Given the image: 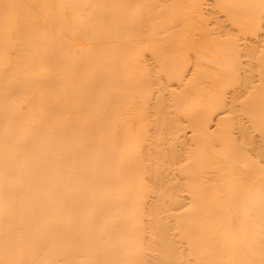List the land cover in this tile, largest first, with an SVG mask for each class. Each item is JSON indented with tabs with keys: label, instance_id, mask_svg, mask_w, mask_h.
<instances>
[{
	"label": "bare ground",
	"instance_id": "obj_1",
	"mask_svg": "<svg viewBox=\"0 0 264 264\" xmlns=\"http://www.w3.org/2000/svg\"><path fill=\"white\" fill-rule=\"evenodd\" d=\"M141 1L143 0H41L40 3L44 5L45 4L49 5V3H52V4L62 3L66 6L73 7V9L76 8L75 10H78V11L81 8L82 9L86 8L87 10L90 8L88 10V13L89 11L93 13V11L96 10V9L91 10L92 5H95L96 7L98 5L100 8L101 4L99 5L98 3L105 4L103 9H102L103 6H101L100 10L102 11L98 9L99 13L102 12L100 13L99 19L97 18L99 16L95 15L97 13L92 15L93 17L95 16L94 17L96 18L95 20L101 19L102 24L104 22L105 24L108 25V26L104 24L102 25L103 28H106V32H105V29L104 30L102 29V32H101L103 33L104 31L102 35L105 41L101 40L102 36L99 35L96 31L94 32L97 33V36L95 33H93V31H91L92 27H94L95 25L91 27L90 24L88 23H91V21H93L94 19L93 17L91 18V13H89L90 15L87 12L84 13L86 9L83 11L80 10V12L77 11L78 13H81V16L78 13L75 15H72L73 21H75L76 17L78 18L79 16L83 19L82 20L81 18H78L77 23L75 21L74 24L76 23V25H79L80 22H83L84 24L81 23L82 25L80 26H76V25L73 26V30L75 28V30L77 31V32H74V35H77L76 38L78 41L76 40V43L80 46V48L78 47L77 49L78 52H76L78 54H75L76 56L73 57V61L69 60L71 62H67L68 59L63 56L65 45H61V43H57L53 47H50L48 45L46 47V51L50 53L49 55H44L43 52L42 54L41 52H39L40 45H37V44H40L41 39L37 36L38 30L36 29L35 25H38V26L40 25L45 28H49L50 26L53 25L52 24L53 19L40 17L41 18V21H40V20H37L38 17L34 14L26 16L25 13L30 9V6H31V4L28 3L26 0H0V7L7 6L6 12L0 10V24H8L9 17L14 14H16L17 19H18V23H16L12 34L8 36V38L16 41L17 43L36 42L35 47H33L34 49H32V52H31L32 54L29 52V49L27 48L25 49L26 51L28 50L26 53L22 48H17V50L16 51L13 50V52L16 53L19 59H22L25 54L27 55L31 54L30 55L31 61H29V65H32V66L37 65V64L44 65L45 63H47L48 64L47 67L51 66L54 69L53 72H56L53 75L50 74L52 72L51 71L52 68L50 70V73H46L47 72L46 70L43 72L44 70L43 67L46 68V65L45 66L41 65L42 67L37 66L40 69L43 68V70L41 71L38 68L35 71L29 72L30 73L29 79L30 80L34 79V81H32L34 83L36 81V84H34V87L32 89H35L38 91L36 95H32V99H31L32 104L30 103V106H34V103L35 104L46 103L44 107L42 106L41 108H38V109H32V108L27 109L25 107L28 111L26 110L23 111L24 108H22V110L21 109L19 110V106L13 107V109L12 107L7 109L6 106L4 105V100H5L4 93L0 92V142L9 143L10 141L14 140V142L19 147V149L15 148L14 150H7V151L1 150L0 151V168H4L3 171L0 173V185L2 184L5 178L9 180H13L17 184V186L15 187L3 188L0 190V207L11 205V207L7 208V210L0 211V221H1V224H0V264H14L15 262L19 264H45L44 261L46 257L49 258V264L56 263L55 260L52 258L54 251L47 247L46 241L48 239L54 240L56 243V251L59 253L60 248L64 244V242L71 243V240L74 237L73 235L76 234L75 233V222L80 220L79 218H81V215L76 214L78 211L80 212V209L78 208V210H75L74 206L72 207L71 205V203L76 200L72 197L71 198L68 197L71 194L70 195L68 193L66 194L63 188H60L64 178L67 177L65 174L63 177V180H60L61 178L59 179L58 175H59V170L61 169L60 166L66 167V164L70 161L72 162V160H75V158H78L79 160H81L79 161L81 164L82 160L86 162L87 159H89L91 156H92L91 159H89L90 160L89 162L90 163L92 162L91 165L85 166L84 165L85 162H84L80 175L85 176L87 173L89 174L90 172L91 175H87V176H91V179H90L91 181L88 182L91 184V186H89L90 184H88L87 186L92 188V192L90 191L89 197L87 195L88 198L82 197L83 200L81 199V201L85 202V199L87 198L86 200L88 202L87 201L86 202L89 203V205L93 204L92 208L94 207L93 210L95 211V213L92 210L94 213V214L92 213V215L94 216L95 215L97 216L98 213H101V214L103 213V215H108V214L110 215V212L114 214L113 216H115V217H112V214H111L110 216H108L109 220H107L108 217L106 219V216H104L105 219L103 218L105 221L107 220L106 223H108V231L106 230L107 234L105 232L103 233H105L106 239L108 238L107 240L110 241V243L112 244L110 245L108 244L109 242L108 243L105 242L106 245L104 246V248L106 247V251L101 253L102 251L99 250L100 252H98L97 250L98 248L97 249L95 248L98 245L97 243H100L99 240H102V239H99L100 237L94 238L92 236H88L87 240L80 241L81 248H84L86 250L88 247H90L91 249L94 246L93 251H96L95 254L97 255V253H100L98 254L97 257H95L96 255L93 253V255H95L94 256L95 258L93 257V259H91L93 260V264H100V263L147 264L150 260H148V257H147L149 255H145V253L147 251H150L151 248L152 250L150 254L152 252L156 253L155 250H157L160 244L164 245V246L160 245L162 252L160 253V250H157V252H159L157 255L155 254L154 256L150 255L151 257L153 256V258H152V263L151 262L149 263L155 264L154 262L155 260H157V263L159 264H184L183 261H186V259L185 260L183 259V257H185L183 253L185 251H182V254H183V256L181 257L182 263H180V258L176 260L177 259L176 255H174L175 251L178 254L179 252L181 253V250L179 251L178 249L179 251L178 252L176 249V247L178 248L180 245H182L180 244L176 246V244L180 242L179 241L180 236L178 235H181V238L185 242V245H182V246H186L185 248L187 249V251L185 253L189 254L188 256H191L190 255L191 253L193 256V258L189 257L190 264L193 262L191 261V259L194 260L195 264H264V0H168L166 1L167 4H165L166 2L163 3L164 0H158V2L160 1L158 5L160 6L164 4V6H160V7L155 6L156 8L155 7L152 8L151 7L152 5L151 6L148 5L149 7H151L149 8V10H147L148 8L147 9L144 8L146 6L144 7L141 6L142 5ZM139 2H141V4ZM137 3L140 4L139 7L145 10L141 11L139 7H138L139 9L135 8L134 5H137ZM156 3H157V0H155V3L153 4H156ZM169 3H171L173 6L171 4L169 5ZM89 4L91 6H89ZM143 4H146V3L143 2ZM95 6H92V7H95ZM167 6L168 7L170 6L169 8L171 9L173 8L172 12H175V13H176V10L174 9V7L175 8L178 7L180 11L182 6L183 7L187 6L188 8H185V9L182 8V9L184 11L187 9L185 11V15L188 10L189 11L192 10L193 14L192 12H189V11L188 13H190L191 15L187 13L189 15L188 17L190 18V21L187 16L184 17L183 16L184 14H180L181 12H179L178 10L177 11L179 12V14L178 12L176 15H172L173 13L170 15L169 13V15L173 16V18L170 17L167 13L168 19L167 17L163 19L164 17L162 18V15L161 13H159V11L166 10ZM133 7H134V11L137 9L136 12H138V10H140L141 12L137 14H135L136 12L133 13V11H130L132 10L131 8ZM104 9L107 11H104ZM201 9L204 10V11L202 10L204 14H202ZM217 9L220 10L219 11V14L221 13L220 15L216 14V12L218 13ZM184 11L182 13H184ZM82 13H84V15L88 14L89 17L88 15L84 17ZM158 13L161 15L160 18L163 19L162 23L160 22L161 25L163 24V21L167 19L169 21L172 20L171 21L172 24H170L169 21L165 22V24L168 23L170 25V28L174 26V28L170 30H168L169 28L167 25L163 27L164 29H166V26H167L166 30L168 32L164 33L165 35L168 34L169 31L171 34H173V36L170 33H169L170 35L168 34L171 37L170 40H168L169 38H167V36L165 37V35L163 34L164 36L163 38H167V40L165 39L166 40L165 42L169 41L167 42V44L163 42L162 37L160 38L158 36L159 29L162 28V26L158 24L160 20L157 22L158 25L156 24L157 27L155 25H152V23H154L155 21L152 22L151 20L156 19L157 17L155 15ZM165 13H162V14H165ZM40 15L46 16L47 14L41 13ZM221 15L222 17H220ZM179 16L180 17L182 16L183 19L180 18ZM186 17L188 18V20ZM194 17H195V20H194ZM79 19H81V21H79ZM84 19L87 20L86 23ZM69 20H70L69 18L66 19L65 24L68 23ZM95 20L94 22H96ZM147 20L149 22H152V23H149L152 25V27H149V25L147 24L148 22ZM180 20H182L181 25H183L186 22V20L192 23L186 22L185 23L186 25L189 23L187 27L185 25L184 28H182L183 29L182 31L180 30V32H177L175 30L180 29L182 27L181 25H180L181 27H179V25H176L177 22ZM193 21L196 22V24ZM144 22L146 24H144ZM178 24H180V22H178ZM91 25H93V23H91ZM110 25H112L111 31L107 30V27L109 28ZM145 25H147L149 29L146 28ZM175 25L178 28L175 27ZM89 26L91 29L90 28L88 29ZM158 26H159V29H158ZM164 29L161 31H164ZM88 30H90L93 34L91 37L89 36L91 33L90 31L88 32ZM92 30H94V28ZM172 30L174 33L172 32ZM126 31H130V33L128 32L126 33ZM132 32L134 36L133 38L129 36L131 38L130 39L128 35L129 34L131 35ZM182 32L186 36L180 38L181 35L183 34ZM98 35L101 36L99 39H98L99 37ZM125 36L126 38L128 37L127 40ZM135 36H137V38ZM156 36L159 38V39L157 38L158 40L155 38ZM4 38L5 36L3 37L2 33L0 32V39H1L0 45L2 44V41H4ZM73 39H74V36H73ZM82 39L84 40V43H85V40L88 41L86 42V45L84 46H83L84 43H81V45L79 44ZM155 40L160 41V42H157ZM88 43L92 45V46L90 45L91 47L90 46L89 47L90 48L93 47V49H90L88 47L89 45ZM105 43H107L108 46L107 45L105 46L104 45ZM144 44H146V47L144 46ZM100 45H102V48L104 45L105 46L104 49H106L107 47L110 49L111 47L110 51L106 50V52L108 53V55L107 53L106 55L108 56L109 60H105L107 59L106 58L107 56L105 54L104 55L106 57L103 56L104 59L101 58L104 50L100 48L101 47ZM140 46H142L143 48L141 47L140 49L141 51L139 50V53H138L137 48H140ZM82 47H84L85 50L87 49V51L83 49L82 51L81 50ZM132 47L133 48L136 47L135 49L136 52L134 50L133 54L135 55L136 53H138L140 56L136 55L137 57L139 56L141 58L140 52H142V49L144 50L146 48V50H144L146 52H142V54L144 53V56H145V53L149 51L148 57H150L151 60H153L152 58H157L158 60L165 59L164 62L165 61L167 62L165 65L166 67L164 66L165 68H163L165 70H163L162 68L161 69L164 72H167V74L169 73V77L171 76V74H172L171 77H173V75L177 74L180 71V70L178 71L177 67H180L183 63L188 62V65L190 64L189 67L187 64L185 65L187 66L186 68V70L188 71L187 75L183 76L180 72L178 74L182 75L183 76V77L181 76L182 78L181 77L178 78L179 75L178 76L175 75L177 77L176 79H179V80L176 81V84L173 82V84H175L176 86L172 84L173 88L174 87L175 88L169 90L171 92L169 96L172 95L171 99L174 98V101L176 102L174 103V101L171 100V102L173 101L174 103L173 105L177 104L180 108V106L182 107L184 104L188 105V103H191L192 99H193L192 102H196L195 99L199 98L198 99L199 101L203 100L204 103L210 102L211 105L213 104L216 105L217 103L220 102L219 111H221V108L223 109L221 112L218 111L219 113L216 111V113L218 114H215L216 116L214 117L213 116L214 112L211 108V112H213V114L211 113V116H213L214 118H212L210 115L205 114L206 112H204L202 109V111L204 112V115L209 116L208 118L211 117L210 119H207L206 116L203 115V112L201 115L200 109L197 110L199 106L196 105L197 109L194 110L195 105H193L194 106L193 108L194 111H193V110H190L192 109V107L189 109V107L187 108V105H186L183 108H186L187 110H183L181 108V111L182 110L185 111V114L187 111V113L189 112L190 114L188 113L184 116L183 111H182L181 118L183 119L185 117L187 119V117L191 116L187 120L189 122L185 120V125L187 123L186 125L187 127H189L190 125L191 126L189 128H187L185 125H182V126L183 128L186 127L184 128L185 130L186 129L190 130L192 127L193 131L197 130V132L200 133L201 135L203 134L201 133V131L204 130L202 129L204 126H205L204 128L206 131H208L209 128L210 130L213 131L211 132L209 130L211 134H213L215 130H219L220 132L223 130L221 134L219 133L220 136H222L220 139H223V137H225L224 139L226 140V137H227V140L226 141L224 140V142L222 141L221 143H218L221 140H215V142L218 141L216 142L218 143L217 144L218 148H216L214 147L215 145L213 144L215 143L213 140L214 138L213 135H212L213 138H211L212 140L209 138L210 135L207 136L208 142H211V141L213 142V143L211 142L209 145L206 142L207 137H204L205 139L203 137L199 138L201 136L200 134H199L200 136L197 135L199 137L195 136V139H194L193 136L195 134H198L196 131L193 133V131L191 132L190 130L192 134L187 135L189 136V138L193 137V139L190 138L191 140L186 139L185 138L186 136L183 135L182 133V135L185 136L183 137V139L185 138L186 140L190 141L189 142L190 144L195 143V144H192L193 147H195L194 145L197 146L198 144V149L197 147L193 148L196 154L193 151L190 152L192 148L191 149L189 148L190 149L189 153H191V158H193V161L191 158H189L190 160L188 162V160L186 161V159L184 158L182 162L186 161V163L187 162L188 163L187 164L184 163L183 165L179 164L181 163V161L179 160L183 159L181 157L182 156L181 154L184 155L185 152H188V151H187V148H184L186 149L184 151L183 145L185 144L182 145L181 141H180L181 143H179V147L181 145L182 148L180 149H182L184 152L180 151V154L177 153V150L179 152L178 146H177V150H174L176 147H174L173 145L175 144L176 146V143H177V141L175 142L174 140H173V145H172L174 149L170 148V151L171 149L174 150L173 152H171V154L173 153L175 155L176 153L177 155H180V156H176V155L175 156L177 158L181 157V159H176L174 155H173L174 157H170L171 154L169 152V149H167V147L165 151H163L164 149L161 150V148L169 144L166 142L164 143V141H167V142H170V141H168L167 139H164L166 137H163L164 141L162 140L163 141L162 142L160 140L161 142L159 141L160 142L159 144V142H156L157 140L153 138L154 136L151 133L152 131L150 132L149 130L147 132L145 129L152 128V126L150 125V121L152 119V115L149 114L151 113L150 111L154 109V107H156L155 108L156 111L155 109L154 111L157 113V109H159L160 111L158 110V113H161L162 111H164L163 109L166 108L165 105H163L164 104L163 101L165 100L162 101L163 104L161 103L159 105L157 103H159L158 101L159 97L162 99V97L159 95L160 94L163 95V91L168 89L169 85H167V88L164 89L166 85H164V87L162 88V86H160L161 84L159 85L157 81L155 82L156 77L155 79L153 77L152 78L153 83L155 84L157 83L158 88L159 89L162 88L160 89L161 91L163 89L164 90L161 92L158 88H154V90H152L153 87L148 88V86L152 82L151 78H149L152 76L148 77V75L151 74L152 72L146 73V71L149 69V67L148 69H146V65H148L147 64L148 62L145 63L146 65H144V67L142 65L143 69L144 68L146 69V71L145 69L142 71L140 67H141V64L144 63V61L143 59L140 60V58L136 59V56H134L136 60L134 58L132 59L134 62H136V65L134 63L130 64V62H132L131 58L133 57L131 53L133 51L130 50ZM147 47L149 48L147 49ZM98 48H100L103 51L101 52L97 51L99 50ZM126 49H129L128 51L130 52H128ZM9 50H7V53L9 52ZM126 51L128 54H130L129 55L130 59L128 58V60H131V61L127 60ZM0 56H1V53H0ZM145 57L144 58L147 59V56ZM110 60L112 62H110ZM181 60L182 61L184 60V62H182L180 65L179 63L181 62ZM52 62H55V63L52 64ZM105 62H108L109 64H107L106 66ZM49 63H51V65ZM86 64H88L89 66L88 65L86 66ZM91 64L92 65L94 64V65L92 66ZM111 64L112 66L114 65L113 70L111 68L112 66H110ZM0 65H2L3 67H8L7 64L5 63H0ZM84 65H85V69L83 67ZM101 65L104 66L105 70H107L106 67L110 66L108 68L110 71L112 70L111 72L108 70L109 72L104 71L102 73L106 75L107 77L111 76L112 78H114L116 77V73L118 77L122 72L124 73V71H126L124 73L125 76L123 75L124 77L121 76L120 78L121 79L127 78V79L119 81L120 79L118 78L119 79L118 80L116 77V79L119 81L118 82L119 86L120 84H122V82H125L126 80L128 82V78L130 74H127L128 76H126V73L129 72L130 70L127 71L128 70L127 67H129L127 65H131V67L133 65L132 67L133 69L137 68L142 71L140 72V70H138L137 72V70H134L135 74L136 72L138 74L140 72L141 75L142 73L144 75L146 74L144 78L146 77L147 78L146 80L142 79L143 80L142 82L139 79L141 76L140 74H139L140 75L139 77H138V74L136 75L133 74V76L138 77L137 79L135 77L131 78L130 76L131 80L134 78L138 81L139 79L138 81L139 84L141 82V84L143 83L146 84V85L144 84L145 87L147 86L145 88L143 87L144 85L141 87L138 84V86L141 87L140 88L141 90L143 88L145 89L144 94H142L143 97L141 96V99H140V96L137 97V95H141L139 94L141 90L138 92L136 91V87H135L137 85L136 80L135 81L132 80L134 81L133 82L134 84L132 83V81H129L135 86H132L129 82L127 84V85H130L128 86L129 88L131 86L135 88L134 90L131 87L129 91L127 90L128 87L126 83L122 84V86L124 85L125 88L127 87L126 91H129V92H125V88L123 87L124 89L123 92L125 94L129 93L131 94L129 96L137 97V98L134 97L136 98L134 99L135 100L134 102L133 101L130 102V98H129V101L127 102L128 103L130 102L129 104H132L133 106L127 103L129 105V106L126 105L127 107L131 106V108L133 109V107L136 108V106H138L137 103H141L142 106L145 105L143 106L144 108H150L149 104H153V103L155 104V106L154 104L153 106L151 105L152 107L150 108V110L142 108L141 105L139 104L140 106H138L137 108L138 111L145 110V112L141 113L139 111L138 114L140 115L138 116L137 114H135V112H137L135 111V109H134L135 112L132 111L134 112V115L136 116V120H138L139 123L137 121L135 123L134 121L135 116L131 113V111H129L130 109H128L127 107L125 108L126 101H123V98H120L119 96L120 95L119 90L122 91L123 89L121 87H120L121 89L117 87L118 86L116 85L117 80L115 82L116 84L114 83L115 81L114 79L112 82L114 83V86L116 85L118 89L111 90V88H113L112 86L113 83L109 82L112 87H108V88L104 86L102 87L103 81L106 80V77H104L105 80H102L101 91L102 92L104 91L102 94L105 93L107 97L100 93V88L99 87L97 88V84L99 85L98 76L99 78H101L100 75H102V74L99 75L100 72H98ZM98 66L100 67L98 68ZM124 66H126V70ZM134 66H137V67H134ZM185 66H184V69H185ZM3 67L0 68L1 69L0 71L4 70ZM62 67L64 68L69 67V71L67 70L68 72L63 73L64 70L66 71L67 69L66 68L61 72ZM175 67L177 69H175ZM181 67L179 69H181ZM102 68L103 67H101V69ZM90 69L92 71H90ZM174 69L178 72L175 71L176 72L175 73ZM184 69L182 70L186 72V70ZM210 69L212 72H210L209 74L208 70L210 71ZM162 70H159L158 72L156 71L157 74L159 75L160 71ZM213 71L215 72V75H212L214 74ZM86 72L89 77L88 79L84 78L85 76L84 74ZM118 72H121V73L119 74ZM130 73L132 74L133 72L131 71ZM204 73H206V75H204ZM87 74H86V77H87ZM167 74L165 73L164 76L163 74H160V75H162L164 78ZM68 75L71 76V78L73 76V78L70 80V82L68 81L66 82V86H65L66 91L64 93V91L58 90L57 84L59 80H65L66 78H68L66 77ZM158 75H157V79H158ZM112 78L111 79L108 78V79L112 80ZM101 79H103V77ZM108 79L106 80V83L110 81ZM164 79L166 80V81L164 80L165 84L172 83V82L170 83L169 81H167L169 80V78L168 79L164 78ZM171 79H174V78H171ZM192 79L193 81H191ZM189 80L191 83L189 82ZM197 80L198 81L200 80V81L194 82ZM153 83H151V86ZM198 83H199V86H198ZM38 84H40V86ZM35 85H38L36 86L37 88H35ZM26 86H29V85L23 86V84L21 83H18V82L11 83V82L5 81L2 78H0V91L6 90L7 91L6 93L10 94V96L11 94L22 92L26 88ZM30 86H31V83H30ZM68 87L70 89L72 88L71 89V91H73L72 93L71 92L69 93L70 89L68 91ZM214 87H216L215 90L213 89L214 91H212L214 93H211L210 90L206 91V88H214ZM29 88L30 87H27V90ZM55 88H57V91H58L57 93L53 92V89ZM104 88L106 89L104 90ZM176 88L178 90H176ZM150 89L152 91H155L156 89V91L158 90L161 93L157 91L158 94L159 93L160 94L153 95ZM137 90H139V88H137ZM174 90L178 92H174ZM134 91H136L138 94H135L136 92ZM66 92H68L67 93L68 96ZM73 93L76 94V97L78 96L77 101L80 100L81 103L82 101H84L86 105L84 104V102L83 104L85 106L79 102H78V106L73 105V103H75L76 101L74 98L75 94ZM124 93L122 94V97L123 95H125ZM62 94H63V97L65 98L63 103L61 102L62 100L60 97ZM103 96L106 97L107 99L104 100ZM101 98H102V102H100L101 104H100V108L98 109V111L94 110L96 108H93V111H92L91 103H93L94 101L98 102V100L99 99L101 100ZM138 98L140 101L138 100L139 102L137 101V103H135ZM95 102L94 104H96ZM122 102H124V104ZM133 103H135V106ZM161 105L162 107L164 106L162 109L160 108ZM170 105L172 106L171 103ZM210 106L208 109H210ZM123 107H124V110L122 111L125 115L129 114V115L134 116V117H130L129 122L133 120L134 121L133 123H135L134 124L135 126L134 125L131 126L133 124L132 122H131V125H129L130 123L127 124L128 121H126V119L129 118V115L127 116L128 118L125 116L126 119H123L122 116L124 115L122 114V111H120ZM203 108L205 107L203 106ZM208 109L206 111H208ZM215 109L216 107L214 108V110ZM237 109L242 112L241 113L239 111L241 114H243L244 120L245 121L247 120L248 125H245L247 124L246 122L245 123L242 122L244 120H242L241 117L240 119H235L237 117L235 115H234L235 116L234 119L237 120L236 122L238 124L235 123L233 118L229 119L228 115L230 116V114L234 111H237ZM63 110H65L66 113L69 115L71 113L72 117L76 115L75 116L76 118L73 117L72 120L71 118H69L71 123L72 121L74 122L73 123L74 125H72L70 122L65 123L66 121L60 122L59 119L53 116L55 113H57V115H60L59 113L60 112L62 113ZM125 110L127 112L129 111L131 114L126 113ZM83 111L84 113L88 111V113L81 114ZM154 111L152 110L153 113H155ZM165 111H167V109H165ZM165 111L162 112L161 115L157 114L160 116L155 115V119H159L160 117L161 118L159 119L160 121H162V119L165 120L166 118L165 116L164 118H162L163 113L166 115ZM190 111H192V114L194 112L193 114L194 116L191 115ZM195 111H198L200 115ZM119 112H121L120 114L122 115L121 116L119 114L120 115L119 118L122 117L121 119L123 120L120 121L119 119L117 122L116 121L118 119L117 113ZM177 112L180 113V109ZM240 113L238 116H240ZM85 115H88L90 119L89 118L86 119L87 116L85 117ZM149 115L151 118L150 120H149ZM9 116L17 118V120L12 124L2 125L3 117L7 118ZM202 116H204L208 122L207 121L205 122L204 121L205 118H203ZM22 117H25V120L23 121L18 120L19 118H22ZM200 117L202 118V121H200L201 120ZM64 118H65L64 120H66L67 117H64ZM197 118L198 119L200 118L199 121L202 123L203 122L206 123V125L204 123H203L204 126H202V124L200 125ZM83 119L84 121L87 120V122L86 121L83 122ZM155 119H154V122L152 120V123L156 122L157 126L156 125L154 126V124H152L153 128L151 130H153L154 134L157 135L158 133H155V132L156 130L158 131V129L156 130L154 129L158 127L160 129L158 132H161L162 128H160V125L158 126V124L163 125L162 123L163 121L160 123V121L158 120L155 121ZM225 119H227V121ZM75 120H78V122H75ZM223 120L228 124L230 120L231 121L233 120L234 122L232 121L231 123H234L235 125L236 124L237 125L234 127L233 126L234 124L232 125L230 123L231 128L226 129L229 127V125L227 124L228 127L225 128L226 130H224L223 127L220 128V126L218 125L220 122H221L220 123L221 125L223 123ZM145 122L148 124H146ZM169 122L167 124V127L171 128L172 131L174 132L176 130L175 133H177V131L182 129V126H180L181 129L177 130L178 129L177 127L174 130L172 126H169L170 125ZM137 123L138 124L141 123V125H138ZM143 123L146 124L147 126H145ZM181 123L182 122H180V125ZM226 123L222 125L225 127ZM10 125L14 126L17 132L23 133L24 138L19 139V140L13 139L12 136H14L15 134L7 129V128H10ZM143 125L146 128L143 127L141 129ZM148 126L149 128H147ZM216 126H219L220 129ZM134 127L135 128L137 127V128L134 129ZM139 127L140 129H138ZM214 127H216V129H211ZM72 128L75 130V132L73 131L71 132V130H73ZM171 129L169 130L172 133ZM184 129L180 132H185ZM251 130H254L255 133L253 131L252 133H250ZM70 132L72 133V136ZM174 132L172 134H174ZM217 132L215 131V133ZM231 132H233L232 133L233 135H230ZM234 132H236L237 134ZM164 133H162V136L165 135ZM222 133L224 134L222 135ZM204 135L206 136L205 132L203 136ZM74 136H75V140L73 139ZM151 136L153 139H151ZM158 136L159 134L157 135V137ZM162 136H159V137L162 138ZM165 136H167V134ZM217 136L218 134L215 136L216 137L215 139H217ZM100 137H103V138L101 139ZM176 138L178 139V134ZM197 139H198V143L193 141V140L197 141ZM82 140H84L83 146L82 144H79L81 143ZM71 141L73 143H71ZM61 142H63V145L61 146L63 150L62 152L59 151L61 148L57 150L58 148L55 149V148L50 147V145L52 144L58 145ZM162 143H164V145ZM72 144H74V147L72 146ZM77 144L79 145V148H77L78 147ZM186 144L188 145V143ZM206 144H208L209 146L205 150L204 147H206ZM192 145L190 147H192ZM213 147L216 149H214ZM196 149L197 150L202 149L204 153L206 151L205 154H207L208 156L213 152L212 156L214 158L218 156L220 161H217L218 159L217 160L215 159L217 163L214 162L216 163L214 165H216V167L219 165L217 168L221 169V172L218 173L219 169L217 170V168L214 170L215 166L212 165L211 163V165L214 166L213 168L210 166L211 170H214V171L210 173V171L207 170L208 168L207 165L205 166L204 164V162L208 160L206 159V157L208 156L205 157L204 156L205 154L203 155L202 150L201 151L199 150L200 151L199 152V151H196ZM166 151L169 153H165ZM163 152H164V155L170 154L168 155L170 159L169 157H167L166 159L163 158L164 161L165 160H169V161H167V163L165 164L164 161L161 160L164 164L160 162L162 167H157L156 166L157 164H159L160 166V163L157 160L158 158L160 160V156L162 157ZM197 152L199 154L202 153L203 156L200 154L201 160H204L201 157H205L206 160L203 161V164L201 160L198 159L199 154H197ZM192 153L197 155L198 161H196L197 159L195 158L194 155H192ZM186 154L187 155H184V156H186V158L188 159L187 156L189 154L188 153ZM57 155H60L61 157L59 158L60 161L58 160L60 163L56 162L57 158H55V161H53V158L57 157ZM39 157H42V158H39ZM171 158L175 159V160L173 159L174 162L173 160H171ZM214 158L211 159L212 160L211 162H213ZM177 160L179 162H177ZM194 161L197 163L195 164ZM199 162H201L200 164L202 165H200ZM220 162L222 163V166L220 165ZM189 163L193 164L191 165L190 168H189L190 165H188ZM85 164H88V162H86ZM184 165L188 166V168L185 167ZM76 166L78 167L79 165H76ZM147 167L148 169L146 170ZM222 169L224 170L222 171ZM145 170L147 171V173ZM72 172L70 173L69 171L70 174H72ZM222 172L223 173L225 172V173L223 174ZM74 173L76 172L74 171ZM143 173H145L144 174L146 175L145 177ZM180 173L182 175H180ZM36 176L39 178V183L37 180V182H34L35 184H32L31 181L33 179L36 181V178H37ZM176 176L180 179L182 178L183 181L186 182V183L184 182L185 185L186 184L188 185L189 183L191 185H188L186 189L185 188L186 186L184 187V184L181 183L182 182L181 180L179 182L181 183L182 187H180V184H178L179 186L175 190V186L173 185V183L177 180ZM69 178L70 177H68V180L67 178L65 180L69 181ZM80 178H83V177L81 176ZM89 178L90 177H86L85 181L86 180L89 181ZM56 179H59L61 182L59 180L57 181H59L61 184H58ZM172 179L175 180L173 183H171L173 181ZM48 180L52 181L53 186L51 185L50 182L49 184H47ZM165 180L166 182H164ZM145 181H149V182H146L147 187L146 185H144ZM163 182L166 183L167 185L164 184L165 185L164 186L162 184ZM148 183L152 186H150ZM171 184L173 185V187L170 186ZM175 184H177V182ZM58 185H59V188L57 187ZM62 185L65 186L66 184L64 183ZM161 185L163 186L161 187ZM143 186L145 188H143ZM44 188L45 190L47 188L51 193L50 194L44 193L43 195L42 193L39 194L40 191L38 190H43ZM50 189H52V191ZM184 189H186L185 193H184ZM86 190H88V188H86ZM80 193L82 192H79L78 196L81 195ZM72 196L74 197V195ZM78 196H76V199H78L77 198ZM56 198L57 200H59L58 201L59 204H57V202H52L53 200H51V199L56 200ZM25 200H26V203H25ZM90 200L92 201V203ZM180 200L181 202L178 204V201ZM79 201H80V197H79ZM126 201L127 203L130 201L129 203L132 204L130 211H129L130 206L127 203H126L127 206H129L127 207L128 211L125 210ZM161 202H164L163 203L164 205L161 204L162 205L161 206L160 205ZM166 204L167 205L170 204L168 206L169 208L168 207L165 208ZM171 204H175L174 206L176 207H174L173 205L172 207ZM159 205L160 207L158 208ZM79 206H81V204ZM184 207L185 209L182 210V208ZM133 208H135V210ZM74 210L77 212L75 213ZM132 210H134L133 215H135L133 217H132ZM187 210L189 211L187 212ZM136 211L137 213H135ZM185 211L187 212L186 215L187 216L190 215V216L188 217L186 216L185 218L184 216ZM146 213L148 214L147 218H150L149 221L151 225L149 223H146L148 219L147 221H145ZM137 214L138 216L141 215L145 220L142 217L137 218ZM143 214L145 215L143 216ZM53 215H55V217L57 218L54 221V225L52 222V225L54 227L53 226H51L52 228H49L50 226L44 227V223H46V221L48 220L46 216L52 217ZM70 215H77L76 216L77 218L76 217L74 218L76 220L74 224H72L73 221L71 222L72 225L66 223L67 219L65 220L66 216H70ZM99 215L98 217H100ZM78 216L80 217L78 218ZM51 217H49V219ZM91 217L90 219L91 220L93 219V221L89 223L91 225L90 227H93L92 225L94 224L95 226H97V223L100 224L99 222L102 221V220H99V222L96 220L94 221V218H91ZM116 217L118 221H116L117 220ZM135 217L137 219H135ZM58 218L59 219L62 218L63 220L62 219L58 220ZM138 219H139V222H138ZM113 221L115 223H113ZM140 221L142 224H140ZM171 222L174 223V226L171 224ZM65 223L66 225L68 224L67 226L69 225L74 226V228L72 227L74 229V232H72L73 229L71 227L69 228L67 227L70 230L72 229L71 231L68 230L70 232H67L66 231L67 228L65 229ZM102 223H105V222L104 221L101 222V225L99 226L103 227V228L100 227L101 229H105L104 225H107V224L102 225ZM143 223H145V225L149 224L150 226L148 225V227L152 226L155 231L153 230L152 227L149 229H152L153 233L154 232L157 233L156 234L157 236H155V234L153 236L156 237V239L158 238L159 241L158 240H153V241H157V243L160 241L162 242V243L160 242L159 245L156 242H152L154 246L150 245L151 247L149 246L150 248L148 247L149 250L147 249V251L145 249L147 247L145 246H148L147 244L150 243L149 239L151 241L152 240L151 238H154V237H151L152 234H151V231L149 230L148 231L150 233H145L147 232L145 229H148V228L146 225V227L144 226L145 228L144 229ZM50 225H51V222H50ZM170 225H172L173 228H175V226L176 228L177 226L180 227L179 228L180 234L178 233L174 234L175 236L176 235L178 236V237L176 236V239H178V242H175V240L173 239L174 235L172 234L174 230H175V233L177 232L176 228L174 230L171 229L172 235L168 234L170 233L169 231H171L170 228H172L170 227ZM20 228H22L23 231L25 232L19 237L12 236L13 231L19 230ZM33 228H39L41 230L43 229L44 234L43 232L41 233L38 232V234L36 235H30V232H28V230L30 231V229H33ZM100 228H98V230ZM142 229H144L145 234L141 232L143 231ZM156 230L158 232H156ZM99 232L100 231H98L97 235L102 236L103 233L102 232L99 233ZM126 232H134V233H132L131 238L130 236H128L129 237L128 238L127 237L128 234L126 235ZM143 235H148V236L144 238L145 236ZM168 236H170L168 239H173L174 240L173 242L176 243L175 246L173 247L174 249L172 248L173 242H171V240L168 241L167 239ZM147 238L148 240H145V242L148 241V243H146L145 245L143 243L144 242L143 240ZM141 243L145 245L143 246L145 248H142V245H141L140 246L141 248H139L140 252L138 251L134 255V253H132L134 252L133 245H136L139 247ZM107 245L111 247L108 248ZM14 246H17L19 248V252L22 253V256L18 259L10 258L12 254V248ZM161 246H163L164 249L167 247L166 250L167 251L170 250V251H168V253H165L164 251L166 250H164L163 247ZM153 247H156V248H153ZM73 251L74 250L70 251L69 253L64 254V255H67L66 258L64 259H67L68 263H70L69 260L72 258V255L74 254ZM143 251L144 252L146 251V252L143 253ZM137 254L141 256H138ZM154 257L156 258L154 259ZM72 260H75V259L72 258ZM185 264H188V262L186 261Z\"/></svg>",
	"mask_w": 264,
	"mask_h": 264
},
{
	"label": "rangeland",
	"instance_id": "obj_2",
	"mask_svg": "<svg viewBox=\"0 0 264 264\" xmlns=\"http://www.w3.org/2000/svg\"><path fill=\"white\" fill-rule=\"evenodd\" d=\"M26 1H27L28 3L31 4L30 9L25 13L26 16H29V15H31V14H34V15H36V16L38 17L37 20H40V21H41V18H40V17H45V18L53 19V23H52L53 25L50 26L49 28H45V27L40 26V25H39V26H38V25H35V26H36V29L38 30V32H37V36L41 39V40H40V44H37V45H40V48H39L40 51H39V52H41V54H42V52H43L44 55H49L50 53H48V52L46 51V47H47L48 45H49L50 47H53L55 44H57V43H61V45H65L63 56H64L65 58L68 59L67 62H71V61H73V57L76 56L75 54H78V53H76V52H78V51H77L78 47L80 48V46L76 43V40H77L76 36H77V35H74V32H77V31L75 30V28H74L75 31L73 30V26L76 25V23H77V19H78V18H81V17H80V16H81V13H78V12H80V10L83 11V10H85L86 8H84V9L81 8V9L78 11V10H75L76 8L73 9V7H71V6H66V5H64V4H62V3H55V4L49 3V5H46V4L44 5V4H41V3H40L41 0H26ZM145 1H147V2H145ZM166 1H168V0H164L163 3H165ZM141 2H142V5H141V6H142V7L146 6V7H144V8H146V9L148 8L147 10H149V8H151V7L153 8V7H155V6H156V7L164 6V4L159 6L158 3H159L160 1L158 2V0H157V3H156V4H153V3H155V0H154V1H153V0H152V1H151V0H143V1H141ZM141 2H139V3L141 4ZM143 2L146 3V4H143ZM91 3H92V2H91ZM139 3H137V5H134L135 8H137V9L140 8L141 11H142V10L144 11L145 9L139 7V6H140ZM149 3H151V4H149ZM92 4H93V3H92ZM98 4H99V5L101 4V5H100V8H99L98 5H97V7H96L95 5H92V6H95V7H92V6L89 4V6H91V10H95V9H96L95 11H93V13L89 11V13H91V18L93 17L92 15H94L95 13H97V14H95V15L99 16V17H97V18H98V19L100 18V13H102V12L99 13L98 11L101 9V6H103V7H102V9H103L104 6H105V4H103V3H98ZM138 4H139V5H138ZM165 4H167V2H166ZM170 4H171V3H169V5H170ZM87 5H88V4H87ZM148 5H149V6L152 5V6L149 7ZM157 5H158V6H157ZM171 5H172V4H171ZM165 6H166V5H165ZM172 6H173V5H172ZM78 7H79V6H78ZM109 7H110V6H109ZM138 7H139V8H138ZM156 7H155V8H156ZM169 7H170V6H169ZM169 7L167 6L166 10H160L161 12L159 11V13H161V15H162V18L164 17L163 19H165V17H167V19H168V15H169V13H170V15H171L172 13H173L172 15H176L177 12L179 11L178 7H177V8L174 7V9L176 10V13H175V12H172V11H173V8L171 9V8H169ZM87 8H88V6H87ZM163 8H165V7H163ZM182 8L185 9V8H188V7H187V6H184V7L182 6ZM182 8H181V9H182ZM77 9H78V8H77ZM89 9H90V8H89ZM89 9H88V10H89ZM98 9H99V10H98ZM131 9H132V10H130V9H129V10H130V11H133V13H135L136 10H137V9H136V10L134 11V7L131 8ZM169 9H171V10H169ZM181 9H180V11H179V12H181L180 14H184V15H183L184 17H185V16L188 17V16H189L188 14H190V13H188L189 10L187 11L188 14L186 13V15H185V11H186L187 9H186L185 11H184L183 9H182V11H181ZM0 10L6 12V10H7V6H6V7H0ZM88 10L86 9V10L84 11V13H85V12L88 13ZM129 10H128V11H129ZM175 10H174V11H175ZM177 10H178V11H177ZM202 10H203V9H201V11H202ZM77 11H78V12H77ZM100 11H102V10H100ZM104 11H107V10L104 9ZM141 11L138 10V12H136L135 14H137V13H139V12H141ZM162 11H164V12H162ZM166 11H167V12H166ZM168 11H169V12H168ZM183 11H184V13H182ZM201 11H200V13H201ZM203 11H204V10H203ZM203 11H202V14H204ZM217 11H218V13L216 12V14H219V11H220V10L217 9ZM165 12H166V13H165ZM179 12H178V14H179ZM189 12H192V10L189 11ZM41 13H46L47 15H46V16H42V15H40ZM77 13L80 14V16L78 15L79 17H78V18L76 17V20L74 19V20L76 21V23L74 24L75 21H73V17H72V15H75V14H77ZM84 13H82V15H84ZM89 13H88V14H89ZM130 13H131V12H130ZM130 13H129V14H130ZM159 13H158V14H159ZM162 13H165V14H162ZM167 13H168V15H167ZM88 14H86V15H88ZM98 14H99V15H98ZM158 14L155 15V16L157 17L156 19L151 20L152 22L155 21L154 23L149 22V21L147 20V21H148L147 24L149 25V27H152V25H155V26H156V24H157V22H158L159 20H160V21H159L158 24L161 25L163 19H161V18H160L161 15H160V14L158 15ZM192 14H193V12H192ZM216 14H215V15H216ZM220 14H221V13H220ZM220 14H219V15H220ZM86 15H84V17H85ZM89 15H90V14H89ZM89 15H88V17H89ZM130 15H131V14H130ZM157 15H158V16H157ZM163 15H165V16H163ZM170 15H169V16H170ZM190 15H191V14H190ZM219 15H218V17H219ZM76 16H77V15H76ZM133 16H134V14H133ZM155 16H154V17H155ZM74 17H75V16H74ZM82 17H83V16H82ZM84 17H83V18H84ZM94 17H95V16H94ZM94 17H93V19L95 20L96 18H94ZM170 17L173 18V16H170ZM170 17H169V18H170ZM179 17H180V16H179ZM187 17H186V18H187ZM220 17H222V15H221ZM68 18H69L70 20H69L68 23H66V24H67V25H66V24H65V20L68 19ZM180 18L183 19L182 16H181ZM188 18H189V17H188ZM188 18H187V20H188ZM192 18H193V17H192ZM192 18H191V19H192ZM81 19H82V18H81ZM81 19H79V21H81ZM85 19H86V18H85ZM85 19H84V20H85ZM87 19H88V18H87ZM98 19H97V20H98ZM152 19H153V18H152ZM157 19H158V20H157ZM167 19H166L165 21H163L164 26H163V24H162L161 26H162V28H163V27H165V25H167L168 28H169L168 30H170V29L174 28V26L170 28V25H169L168 23L165 24V22L169 21V20H167ZM184 19H185V18H184ZM82 20H83V19H82ZM94 20L91 21V23H93V25H91V23H88V22H87L88 24H90L91 27L95 25L94 27H92V29L94 28V30H92V29L90 28V26L88 27V29L90 28L91 31H93V33H95L94 31H96L99 35L102 36V37H101V36L98 35V36H99L98 39L101 37V40H104V41H105V39L103 38V35H102V34L104 33V31H103V33H101V32H102V29H103V30L105 29V32H106V28H103L102 25H103V24L106 25V26H108V25L105 24L103 21H102V22H103V24H102V23H101V19L98 20V21L95 20L98 24H97L96 22H94ZM187 20H186V22H189V21H190V18H189V21H187ZM192 20H193V19H192ZM194 20H195V17H194ZM79 21H78V22H79ZM86 21H87V20H85V23H86ZM89 21H90V20H89ZM171 21H172V20H171ZM171 21H169L170 24H172ZM181 21H182V20L178 21V22H180V24H178V22H177V24H176V25H179V27L182 26L180 29L175 30V31H177V32H180V30L182 31V30H183L182 28H184V26L186 25V24H185L186 22H185L183 25H181ZM33 22H34V21H33ZM33 22H32V23H33ZM99 22H100L101 24H100ZM145 22H146V21H145ZM145 22H144V24H146ZM160 22H161V23H160ZM183 22H184V21H183ZM193 22H194V21H193ZM16 23H18V19H17L16 14H14V15H12V16L9 17L8 24H0V32L2 33V36H3V37L5 36L4 41H2V44L0 45V53H1V56H0V63H5V64H7V66H8V67H3L2 65H0V68L3 67V69H4V70L0 71V78H2V79L5 80V81L11 82V83H12V82H18V83L23 84V86H24V85H29V86H26V88H25L22 92L15 93V94H11V96H10V94H7V93H6V92H7L6 90L0 91V92H3V93H4V98H5V100H4V105L6 106L7 109H8V108H11V107H12V109H13V107H17V106H19V110H20V109L22 110V108H24L23 111H25V110L28 111L27 109H30V108H32V109H38V108H41L42 106L44 107V106L46 105V103H43V104H42V103H41V104H35V103H34V106H30V103L32 102V100H31V99H32V95H36V93H37L38 91L35 90V89H32V88L34 87V84H36V81H35V83H34V82H32V81H34V79H31V80L29 79V77H30V73H29V72L35 71L36 69H38V68H39L41 65H43V64H40V65L37 64V65H34V66L29 65V61H31V57H30V55L32 54L31 52H32V49H34L33 47H35L36 42H34V43L31 42L32 44H31V43H28V42L17 43L16 41H14V40L8 38V36H10V35L12 34V32H13V30H14V28H15ZM81 23H83V22H80L79 25H76V26H80V25H82ZM149 23H152V25L149 24ZM189 23H192V22H189ZM189 23H188V24H189ZM194 23L196 24V22H194ZM83 24H84V23H83ZM158 24H157V25H158ZM188 24H187V25H188ZM85 25H86V24H85ZM150 25H151V26H150ZM160 25H159V26H160ZM176 25H175V27H177ZM180 25H181V26H180ZM187 25H186V27H187ZM76 26H75V27H76ZM83 26H84V25H83ZM159 26H158V29H159ZM161 26H160V27H161ZM167 26H166V29H167ZM171 26H172V25H171ZM104 27H105V26H104ZM111 27H112V25H110L109 28L107 27V30H110V31H111ZM142 27H144V26H142ZM145 27L149 29V27H147V25H145ZM156 27H157V26H156ZM162 28L159 29V34H160V35L158 34V36H159L160 38L162 37L163 42H165V41L167 40V38H169L168 40H170V39H171V37L169 36V35L171 34L170 31H169L170 34L168 33L169 35H168V34L165 35L164 33L168 32V31H167L166 29H164V28H163V29H164L165 32H164V31H161V30H163ZM177 28H178V27H177ZM76 29H77V28H76ZM117 30H118V29H117ZM89 31H90V30H88V32H89ZM91 31H90L91 34L89 33V34H90V35H89L90 37L93 35ZM98 31H100V32H98ZM160 31H161V33H160ZM127 32L130 33V31H126V33H127ZM133 32H134V31H133ZM133 32L131 33V35H130V34H129V35L126 34V35H128V37L130 36V37L133 38V36H134ZM172 32H173V30H172ZM97 33H95L96 36H97ZM100 33H101V34H100ZM173 33H174V32H173ZM182 33H183V32H182ZM95 34H94V36H95ZM161 34H162V35H161ZM163 34L165 35V37L167 36V38H163V37H164ZM123 35H124V33H123ZM171 35L173 36V34H171ZM182 35H183V36H182ZM182 35H181L180 38L186 36V35H184V33H183ZM73 36H74V39H75V40L73 39ZM168 36H169V37H168ZM199 36H200V34H199ZM128 37L126 38V36H125L126 40L128 39ZM130 37H129V38H130ZM135 37L137 38V36H135ZM155 38L157 39L158 37L156 36ZM130 39H131V38H130ZM158 39H159V38H158ZM158 39H157V40H158ZM165 39H166V40H165ZM82 40H83V39H82ZM82 40H81V42L79 43L80 45H81V43H84V40H83V41H82ZM157 40H155V41H157ZM162 40H161V41H162ZM182 40H183V39H182ZM0 41H1V39H0ZM34 41H36V40H34ZM77 41H78V40H77ZM86 42H88V41L85 40V43L83 44V46L86 45ZM157 42H160V41H157ZM167 42H169V41H167ZM167 42H165V43L167 44ZM69 44H70V46H69ZM75 44L77 45V47H76ZM88 44H89V43H88ZM90 45H91V44H89L88 47H89ZM104 45H105V46H106V45L108 46L107 43H105ZM104 45H103V48H102V45H100V46H101L100 48L103 49L104 51L101 50L100 48H98L99 50H97V51H99V52L103 51V53H102L103 55H102L101 58H103V56L106 57V56L108 55V53L106 52V50H107V51H108V50H109V51L111 50V47H110V49H109L108 47H107L108 49H107V48L104 49V48H105ZM67 46H68V47H67ZM91 46H92V45H91ZM91 46H90V47H91ZM142 46H143V45H142ZM142 46H140V48H137V50H138L137 52H138V53H139V50L141 49ZM144 46L146 47V44H144ZM144 46H143V47H144ZM148 46H149V45H148ZM75 47H76V48H75ZM90 47H89V48H90ZM98 47H99V46H98ZM143 47H142V48H143ZM17 48H22V49L25 51V53L28 51V50H27V51L25 50V49L27 48V49H29V52H30L31 54H29V55L25 54V55L23 56L22 59H19L18 56L16 55V53L13 52V50L16 51ZM86 48H87V47H86ZM148 48H149V47H147V49H148ZM9 49H10V50H9ZM65 49H66V50H65ZM82 49L85 50L84 47H82L81 50H82ZM90 49H93V47L90 48ZM135 49H136V47H135V48L132 47V48L130 49L131 51H133V52H131L132 55H133V57L131 58V60H132L133 58L135 59L134 56L139 55L138 53H136L135 55L133 54ZM7 50H9L8 53H7ZM30 50H31V51H30ZM83 50H82V51H83ZM126 50L128 51L129 49H126ZM144 50H146V48H145ZM144 50L142 49V52H146V51H144ZM85 51H87V49H86ZM127 51H126V53H127ZM140 51H141V50H140ZM128 52H130V51H128ZM135 52H136V50H135ZM142 52H140V53H141V58L139 57L140 55H139L138 57L136 56V59H137V58H138V59L140 58V60L143 59V61H144V63L141 64V67H140L141 70L143 71V70L145 69V68L143 69V67H144V65H146L145 63L148 62V63H147L148 65H146V69H148V67H149V69H148L147 71H146V69H145V71H146V73H151V72L153 73V74L151 73V74H149V75L147 74L148 77H149V76H152V77H149V78H151V81L153 80V79H152L153 77H154V79H155V77H156V79H157V75H158L157 72H158L159 70H162L163 68H165V67H166L165 65H166L167 62H166V61L164 62L165 59H164V60H163V59L158 60L157 58H152L153 60H151V58L148 57V56H149V54H148L149 51H148L147 53H145V56H147V59H145L146 57L144 56V53L142 54ZM106 53H107V55H106ZM104 54H105L106 56H105ZM147 54H148V55H147ZM126 55H127V60H128L130 54L127 53ZM132 55H131V56H132ZM142 55H143V57H142ZM110 56H111V55H110ZM110 56H109V57H110ZM45 57H46V56H45ZM144 57H145V58H144ZM46 58H47V57H46ZM106 58H107V59H105V60H109V59H108V56H107ZM103 59H104V58H103ZM110 59H111V58H110ZM129 59H130V58H129ZM136 59H135V60H136ZM155 59H156V61H155ZM69 60H71V61H69ZM131 60H128V61H131ZM157 60H158V61H157ZM162 60H163V61H162ZM231 60H232V59H231ZM138 61H139V60H138ZM153 61H154V62H153ZM108 62H109V61H108ZM108 62H105V63H106V66H107V64H109ZM110 62H112V61L110 60ZM156 62H157V64H156ZM162 62H163V63H162ZM179 62H180V61H179ZM179 62H178V63H179ZM182 62H184V60H183V61L181 60V62H180L179 64L181 65ZM185 62H186V61H185ZM229 62H230V61H229ZM53 63H55V62H52V64H53ZM128 63H129V62H128ZM133 63L136 65V62H134V61L132 60V62H130V64H133ZM158 63H159V64H158ZM164 63H165V64H164ZM230 63H231V62H230ZM49 64L51 65V63H49ZM155 64H156V65H155ZM160 64H161V66H162L163 64H164V65L161 67ZM186 64L188 65V62L183 63V64L181 65V66H183V67H181V66L179 65V66L181 67V69H179L180 67H177V68H178V71L180 70L179 72H180L183 76H186V75H187V72H188V71L186 70V68H187V66H185ZM3 65H4V64H3ZM45 65H46V68L43 67L44 70H43V68H41V69L39 68L40 71L43 70V72H44V71L46 70V71H47L46 73H50V70H51L52 67H51V66H48V67H47V65H48L47 63H45L43 66H45ZM87 65H88V64H86V66H87ZM91 65H92V64H91ZM93 65H94V64H93ZM93 65H92V66H93ZM142 65H143V67H142ZM177 65H178V64H177ZM189 65H190V64H189ZM189 65H188V67H189ZM1 66H2V67H1ZM5 66H6V65H5ZM37 66H39V67H37ZM88 66H89V65H88ZM92 66H90V67H92ZM106 66H105V67H106ZM110 66H112V64H111ZM110 66H108V67H110ZM127 66L131 67V65H127ZM137 66H139V65H137ZM137 66H134V67H137ZM156 66H157V67L160 66V67L157 68ZM164 66H165V67H164ZM184 66H185V69H184ZM41 67H42V66H41ZM83 67H84V69H85V65H84ZM99 67H100V66H98V68H99ZM101 67L104 68V66H102V65H101ZM101 67H100L99 70H98V68H97L98 72H100L99 75L102 74L104 71H105V72H106V71H107V72L110 71L108 67H106L107 70H105V68H104V69H103V68L101 69ZM113 67H114V65L111 67L112 70H113ZM124 67H125V70H126V66H124ZM124 67H123V68H124ZM129 67H127V68H128L127 71H129V70H130V71L126 73V76H128L127 74H130V75H129V78H130V76H131V78H132V77H135V76H133V74H135L134 70H137V72H138V70H140V69H137V68H134V69H133V68H132L133 65H132L131 68H129ZM150 67H151V68H150ZM153 67H154V68L156 67V68L154 69ZM5 68H6V69H5ZM66 68H67V69H66ZM66 68L62 67L61 72H62L64 69H66V71L64 70L63 73L68 72V71H69V67H66ZM88 68H89V67H88ZM92 68H94V67H92ZM92 68H91V69H92ZM120 68H121V67H120ZM138 68H139V67H138ZM152 68H153V69H152ZM161 68H162V69H161ZM177 68L175 67V69H177ZM86 69H87V67H86ZM91 69H90V71H92ZM121 69H122V68H121ZM132 69H133V70H132ZM158 69H159V70H158ZM175 69H174V72L176 71ZM182 69L186 70V72H184ZM0 70H1V69H0ZM48 70H49V71H48ZM67 70H68V71H67ZM108 70H109V71H108ZM112 70H111V71H112ZM141 70H140V72H142ZM152 70L156 73V75H155V73H154ZM163 70H165V69H163ZM163 70L160 71V73H159V75H158V79H157V80L155 79V82L157 81V82L159 83V85L161 84L160 86H162V88L164 87V85H166L164 89L167 88V85H169V88L166 89L165 91H163L164 89L162 90V91H163V95L160 94V93L162 92L160 89H162V88L159 89L157 83L155 84V83H153V81H152L151 83H153L154 85L152 84V86H151V83H150V85L148 86V88H149V87H151V88L153 87L152 90H154V88H158V89L161 91V92H160V91L157 90L158 92H160V93H159L160 95H159L158 92L156 91V89H155V91H152V90L150 89V91H152L153 95L156 94V95H159V96L162 97V99L159 97V99H158L159 103H157V104L160 105L161 103L163 104V102H164L163 105H165L166 108H164L163 110L165 111V109H167L168 112L165 111L166 115L163 113L162 118H164V116H165L166 118H165V120L162 119L163 122L159 120V119H161L160 117H159V119H155V115H157V114H160V115H161V113L164 112V111H162L161 113H158V110H159V109H157V113H156V112H155V111H156V109H155L156 107H154L155 111H154V109H152L155 113H153L152 110L150 111L151 113H149V112H148V113L152 115V119L150 118V115H149V120L151 119V121H150V125L152 126V128H153V125H152V124H154V126L156 125V122H155V123H152V120H153V122H154V119H155V121L158 120V121H160V123H161V122L163 123V125H162V124H158V126L160 125V128H162L161 132H158V131L160 130L158 127H157V128L154 127V128H155L154 130L158 129V131L156 130L155 133H158L159 136H162V133L165 132L164 134H165V135L167 134V136L163 135L162 138H160L159 136L157 137L158 134L155 135L154 132H153V130H151V129H152L151 127H150L151 129H145V130H146L147 132H148L149 130H150V132L152 131L151 133H152L153 136H154L153 138H154L155 140H157L156 142H159L160 140H161V141H162V140L164 141V139H167L168 141H170V142L164 141V143L166 142V143H169V144H167V145L165 144V145H166V146H164L165 148H164V147L161 148V150L164 149L163 151H165V150H166V147H167V149H169V152H170V154H171V152H173L174 150H177V146H178V148H179V152H178V150H177V153L180 154V151L184 152V151L186 150V149H184V148H187V151H188V152H185L184 155H187L186 153H188V154H189V155L187 156L188 159H187L186 156H184L183 154H181V155H182L181 157H182L183 159H181V157H180V158H179V157L177 158L176 156H180V155H177L176 153H175L176 156H175L173 153H172L171 155L168 154V155H170V157H174V156H175L176 159H181V160H179V161H181V163H179V164H182V165H183L184 163H186L187 160H188V162H189V160H190L189 158H191V153H189V150L192 148V150H190V152L193 151V152L195 153V151H194L193 148H196V147H197V149H198V144H197V146L194 145L195 147H193L192 144H195V143L190 144V143H189L190 141H188V140H186V139H190V138L193 139V137H194V139H195V136L199 135L200 133H198L197 130H195L198 134H195V135L193 134L194 136L192 135L193 137H190V138H189V136H187V135H189V134H192L191 132L193 131V130H192V127H191V129H190L191 132H190L189 129H186V130L184 129V128L187 127V126H186L187 123H186V125H185V120L187 121V120L189 119V117H191V116H189V117L186 116L187 119L184 117L186 114L189 113V112L187 113V111H186V114H185V111H183V110H187L186 108H183V107H185L187 104H184L182 107L180 106V108H179V106H178L177 104L173 105V104L176 103V102L174 101V98L171 99V98H172V95L169 96L170 93H171L169 90H170V89H174L175 87L173 88V85L176 86V85H175V84H176V81L179 80V79H176L177 77H176L175 75H177V76L179 75L178 78L181 77L182 75L178 74L179 72L176 71V72H178V73L175 74V75H173V77H171V76H172V74H171L170 77H171V78H174V79H171V78L169 77V73L167 74V72H164ZM181 70H182V72H184V73H182ZM212 70H213V69H212ZM51 71H52V72H51L50 74H52V75H53L54 73H56V72H53V71H54L53 68H52ZM111 71H110V72H111ZM123 71H124V70H123ZM131 71L133 72L132 74L130 73ZM148 71H150V72H148ZM156 71H157V72H156ZM214 71H215V70H214ZM214 71H213V72H214ZM125 72H126V71H124V73H125ZM137 72H136V74H138ZM140 72H139V74H140ZM161 72H163V73H161ZM176 72H175V73H176ZM210 72H212L211 69H210V71L208 70V73H209V74H210ZM215 72H216V71H215ZM215 72H214V74H212V73H211V74H212V75H215ZM88 73H89V72H88ZM118 73L120 74L121 72H118ZM122 73H123V72H122ZM122 73H121L118 77H117V73H116V77H117V79H118V78L120 79V80L118 79L119 81H122V80L127 79V78H124V79H121V78H120L121 76H122V77L125 76L124 73H123V74H122ZM165 73H166L167 75H166L164 78H166V79L169 78V80H167V81H169L170 83L172 82L171 84H165V81H166V80L163 78V76H164ZM185 73H186V74H185ZM208 73H207V74H208ZM86 74H87V72L84 74V75H85L84 78H85V79H86V78L88 79V78H89V77H88V74H87V77H86ZM114 74H115V73H114ZM136 74H135V75H136ZM139 74H138V77L141 75V74H140V75H139ZM160 74H163V76L160 75ZM184 74H185V75H184ZM92 75H93V73H92ZM102 75H103V76H102ZM102 75H100V77H101V78L103 77V79L99 78V76H98L99 85L97 84V88H98V87L100 88V93H101V94L104 92V91H103V92L101 91V88H102L103 86H104V87H107V88L113 86V88H111V90H112V89L117 90L118 88H119V89H121V88L123 89V87L125 88L124 85L122 86L123 83H124V84L126 83V85H127L129 81H132V80L135 81V80L138 78L137 76L135 77L136 79L133 78L132 80H131V78H130V79L128 78V82H127V80H126L125 82H122V84L119 83V84H120V86H119V85H118V82H119V81L116 79V77L112 78L111 76L107 77V76L104 75V74H102ZM123 75H124V76H123ZM204 75H206V73H204ZM36 76H37V75H36ZM90 76H91V75H90ZM113 76H115V75H113ZM145 76H146V74L144 75V74L142 73V75H141L140 78H139V79L141 80V82L143 81L142 79H145V80H146L147 77L144 78ZM167 76H168V77H167ZM183 76H182V77H183ZM66 77H68V78H66L65 80H59V82H58V84H57V86H58V87H57L58 90H60V91H64V93H65V91H66V87H65V86H66V82H67V81L70 82V80L73 78V76H72V78H71V76H69V75L66 76ZM69 77H70V78H69ZM104 77H106V80H107L108 78H110V79L112 78V80L108 79V80H110V81H108V82L106 83V80L104 79ZM141 77H142V78H141ZM160 77H161V78H160ZM182 77H181V78H182ZM149 78H148V79H149ZM198 78H199V77H198ZM198 78H197V79H198ZM100 79H101V81H100ZM113 79L115 80L114 83H115L116 80H117V84H116V83H115V84L118 85V86H117L118 88L116 87V85L114 86V83L112 82ZM139 79H138V81H139ZM148 79H147V80H148ZM160 79H161V81H160ZM170 79H171V80H170ZM175 79H176V80H175ZM102 80H105V81H103V84H102ZM149 80H150V79H149ZM164 80H165V81H164ZM172 80H174V81H172ZM134 81H132V83H133ZM136 81H137V80H136ZM138 81H137V85H136V86L133 85L134 83L132 84L131 82H129L132 86H135V87H136V91H137V92L140 91V90H141L140 88L145 84V83L141 84V82H140V84H139ZM191 81H193V79H192ZM199 81H200V80H199ZM199 81L197 80V81H194V82H199ZM104 82H105V83H104ZM109 82H110V83H113L112 86L110 85ZM144 82H146V81H144ZM147 82H149V81H147ZM161 82H162V83H161ZM169 82H168V83H169ZM173 82H174L175 84H173ZM189 82H190V80H189ZM30 83H31V86H30ZM108 83H109V84H108ZM190 83H191V82H190ZM101 84H102V87H101ZM138 84H139V86H141V87H139ZM162 84H163V85H162ZM172 84H173V85H172ZM195 84H197V83H195ZM38 85L40 86V84H38ZM38 85H35V88H37L36 86H38ZM145 85H146V84H145ZM145 85H144L143 87H145ZM156 85H157V86H156ZM170 85H171V86H170ZM186 85H187V84H186ZM188 85H189V84H188ZM190 85H191V84H190ZM192 85H193V84H192ZM128 86H130V85H127V87H128ZM132 86H131V87H132ZM137 86H138V87H137ZM160 86H159V87H160ZM198 86H199V83H198ZM27 87H30V88L27 90ZM60 87H61V88H60ZM64 87H65V88H64ZM120 87H121V88H120ZM127 87H126V88H127ZM131 87H130V88L128 87L127 90L131 89ZM146 87H147V86H146ZM146 87H145V88H146ZM57 88L53 89V92H54V93H57V92H58V91H57ZM126 88H125V92H129L130 90H129V91H126ZM132 88H133V87H132ZM137 88H139V90H137ZM215 88H216V87H214V88H206V91L210 90L211 93H214V92H212V91H214ZM61 89H62V90H61ZM69 89H70V88L68 87V91H69ZM71 89H72V88H71ZM71 89H70L69 93H70V92H71V93L73 92V91H71ZM105 89H106V88H104V90H105ZM134 89H135V88H133V90H134ZM213 89H214V90H213ZM33 90H34V91H33ZM102 90H103V89H102ZM115 90H114V91H115ZM144 90H145V89L143 88V89L140 91V92H142V91H143V92H142V93L139 92V94H141V95H137V97L140 96V99H141V96L143 97L142 94H144ZM176 90H178V89L176 88ZM176 90H174V92H178V91H176ZM107 91H108V89H107ZM107 91H105V92H107ZM109 91H110V90H109ZM123 91H124V89H123L122 91L119 90V94H120L119 96H120V98H123V101H126V103H125V108H126V107H127L126 105H128V104H129L130 102H132V101L134 102V101H135L134 99H136L137 97H136V96H129V95H131V94H129V93H126V94H125ZM136 91H134V92H136ZM110 92H111V91H110ZM112 92H113V91H112ZM116 92H118V91H116ZM137 92H136L135 94H138ZM156 92H157V93H156ZM64 93H63V94H64ZM67 93H68V92H66V94H67ZM114 93H115V92H114ZM123 93H124L125 95H123V97H122V94H123ZM63 94L60 96V97H61V100H62V101H61L62 103H63V101L65 100V98L63 97ZM73 94H75V93H73ZM106 94H108V93H106ZM116 94H118V93H116ZM135 94H134V95H135ZM102 95H105V93L102 94ZM156 95H155V96H156ZM164 95H165V96H164ZM67 96H68V94H67ZM105 96H106V95H105ZM77 97H78V96H77ZM77 97H76V94H75V95H74V98H75L76 101H75V103H73V105H77V106H78V102L81 103V101H80V100L77 101ZM106 97H107V96H106ZM106 97L103 96V99H104V100L107 99ZM132 97H133V98H132ZM134 97H136V98H134ZM127 98H128V99H127ZM129 98H130V102L128 103L127 101H129ZM131 98H132V99H131ZM163 98H164V99H163ZM198 99H199V98H198ZM198 99H197V98L195 99L197 103H196V102H192L193 99H192L191 103L186 102V103H188L187 108L189 107V109H190V108L192 107V109H190V110H193V108H194L193 105H195V109H194V110H196V109H197V106H199V108H198L197 110L200 109V113H201V115H202V112H203V111L206 112L205 114L210 115V116H211V113L213 114V112H214V114H213L214 117L216 116L215 114H218V113L221 112L222 109H223V108H221V111H219V110H220V105H219L220 102H219V101H218L219 103H217L216 105H214L213 102H212V104L214 105V107H213V105H211L210 102H208V103H204L203 100H200V101H201V102H200ZM81 100H82V99H81ZM91 100H92V99H91ZM138 100H139V98L136 100L135 103H137ZM163 100H165V101H163ZM171 100H173L174 103H173V101L171 102ZM121 101H122V100H121ZM139 101H140V100H139ZM139 101H138V102H139ZM162 101H163V102H162ZM83 102H84V101H82L81 104H83ZM90 102H91V101H90ZM92 102H93V101H92ZM94 102H95V101H94ZM94 102L91 103L92 106H93ZM100 102H102V98H101V100L99 99L98 102L96 101V102H95L96 104H94L93 107L91 106L92 109H91V108H90V109L93 111V108H96V109H94V110H97V111H98V109L100 108V104H101ZM142 102H143V101H142ZM122 103L124 104V102H122ZM127 103H128V104H127ZM135 103H133L134 106H135ZM170 103L172 104V106L170 105ZM198 103H199V105H198ZM215 103H216V101H215ZM31 104H32V103H31ZM84 104H85V102H84ZM84 104H83V105H84ZM119 104H120V103H119ZM137 104H138V106L141 105V103H137ZM139 104H140V105H139ZM142 104H143V103H142ZM153 104H154V103H153ZM153 104H149V105H150V108L153 106ZM201 104H202V105H201ZM70 105H71V104H70ZM79 105H80V104H79ZM85 105H86V104H85ZM85 105H84V106H85ZM95 105H96V106H95ZM121 105H122V104H121ZM129 105L133 106L132 104H129ZM129 105H128V106H129ZM151 105H152V106H151ZM176 105H177V106H176ZM190 105H191V106H190ZM196 105H197V106H196ZM205 105H206V106H205ZM208 105H209V106L211 105V106H210V109H208V108H209ZM217 105H219V106H217ZM77 106H76V107H77ZM98 106H99V107H98ZM122 106H123V105H122ZM131 106H130V107H127V108L130 109L129 111H131V113H132L133 115H134V112H135V111H137V112H135V114H137V116L140 115V114H138L139 111H140L141 113H142V112H145V110H144V111H143V110H142V111H141V110L138 111V109H137L138 106H136V108L133 107V109L131 108ZM143 106H145V105H143ZM143 106L141 105L142 108H144ZM154 106H155V104H154ZM169 106H170V107H169ZM200 106H201V107H200ZM203 106H204L205 108H203ZM20 107H21V108H20ZM25 107H26L27 109H26ZM148 107H149V106H148ZM163 107H164V106H163ZM163 107H162V105L160 106L161 109H162ZM177 107H178V109H177ZM215 107H216V109L214 110ZM217 107H218V108H217ZM142 108H141V109H142ZM150 108H144V109H148V110H150ZM157 108H159V107H157ZM172 108H173V109H172ZM181 108L183 109L182 111H183V115H184V116H183V117H184V118H183L184 120L181 118V114H182ZM206 108L208 109V111H206V110H207ZM211 108H212L213 112H211ZM75 109H76V108H75ZM131 109H132V110H131ZM134 109H135V111H134ZM139 109H140V107H139ZM175 109H176V110H175ZM179 109H180V113L177 112V111H179ZM202 109H203V111H202ZM204 109H206V110H204ZM122 110H124V107H123L120 111H122ZM126 110H127V109H126ZM126 110H125V111H126ZM173 110H174V111H173ZM194 110H193V111H194ZM129 111H128V112L126 111V113H130ZM132 111H134V112H132ZM146 111H147V110H146ZM159 111H160V110H159ZM188 111H189V110H188ZM216 111H217V112L219 111V112L216 113ZM239 111H240V110L237 109V111H234V112H232V113L230 112L233 116L229 113L230 116H231V117H230V116L228 115L229 119H232V118L234 119V117L237 116L238 118L236 117L235 119H240V117H241V119L244 120V116H243V114H241L242 112L240 111V112H241V113H240ZM190 112H191V115L194 114V112H193V114H192V111H190ZM195 112L198 113V111H195ZM204 112H203V115H204ZM207 112H209V113H207ZM58 113H59V112H58ZM85 113H88V111L85 112ZM85 113H84V111H83L81 114H85ZM120 113H121V112L117 113V114H118V119L116 120L117 122H118L119 119H120V121L123 120V119H126V117L129 115V114H128V115H127V114L125 115V114L123 113V111H122V114H123L124 116H122ZM131 113H130V114H131ZM152 113L154 114V116H153ZM169 113H170V114H169ZM171 113H173V114H175V115H173V114H171ZM177 113H178V114H177ZM200 113H198V114L200 115ZM239 113H240V116H238ZM59 114H60V115H57V113H55L53 116H55L57 119H59L60 122H61V121H62V122L66 121L65 123H67V122H70V123H71V121H70L69 118H71V120H72V118L76 116V115H75V116L72 117V114H71V113H70V115L67 114L65 110H63L62 113L60 112ZM81 114H80V115H81ZM119 114L123 117V119H121L122 117L119 118V116H120ZM179 114H180V115H179ZM189 114H190V113H189ZM56 115H57V116H56ZM68 115H69V117H68ZM133 115H129V118L127 117V118H128V119H126V121H128L127 124L130 123L129 125H131V122H132V123H133L134 121H135V123H136V121L138 122V120H136V116H135V115H134V116H135V118H134L135 120L133 121L132 118H131L132 121L129 122V121H130V117H134ZM160 115H157V116H160ZM170 115H171V116H170ZM172 115H173V116H172ZM195 115H196V113H195ZM207 115H204V116H206L207 119H210L211 117L214 118L213 116H211L210 118H208L209 116H207ZM234 115H235V116H234ZM53 116H52V117H53ZM70 116H71V117H70ZM83 116H84V115H83ZM86 116H87L86 119H88V118H89L88 115H85V117H86ZM116 116H117V115H116ZM116 116H115V117H116ZM125 116H126V117H125ZM157 116H156V117H157ZM168 116H169V118H168ZM193 116H194V115H193ZM204 116H202V117L205 118ZM242 116H243V117H242ZM60 117H61V119H60ZM64 117H67L66 120H64V119H65ZM153 117H154V118H153ZM171 117H172V119H171ZM174 117H175V119H174ZM198 117H199V116H198ZM62 118H63V119H62ZM75 118H76V117H75ZM75 118H74V119H75ZM157 118H158V117H157ZM200 118H201V117H200ZM200 118H199V119L197 118V120L199 121ZM206 118L204 119L205 122L207 121ZM47 119H48V118H47ZM67 119H68V121H67ZM89 119H90V118H89ZM137 119H138V117H137ZM166 119H167V120H166ZM168 119H169V121H170V120H171V121L169 122ZM181 119H182V121H181ZM229 119H228V120H229ZM235 119H234V121H235V123H237V122H236L237 120H235ZM245 119H246V118H245ZM16 120H17V118H14V117H12V116H9V117H7V118H4V117H3L2 125L12 124V123H14ZM18 120L23 121V120H25V117L19 118ZM173 120H174V122H173ZM225 120L227 121V119H225ZM85 121L87 122V120H85ZM85 121H84V119H83V122H85ZM166 121L169 122V124H170L169 126H172V128H173L174 130H175L177 127H178L177 130L181 129L180 126H182V125H185L186 127L183 128V126H182V129L179 130V131H177V133H175L176 130H175V132H174V131H172L171 128H168V127H167L168 122H166ZM178 121H179V123H178ZM183 121H184V122H183ZM198 121H197V122H198ZM200 121H202V118H201ZM200 121H199L200 125H201V124H202V126H204V124L206 125V123L203 122V123H204V124H203V123L200 122ZM232 121H233V120H232ZM232 121L230 120V122H229V124H228V123H226V122L223 120V123H222V124L226 123V124H225V127H224L222 124L220 125L221 122H220L218 125L220 126V128L223 127L224 130H226V129H230V128H231V127H230V126H231L230 123H231ZM234 121H233V122H234ZM75 122H78V120H75ZM147 122H148V121H147ZM180 122H182L181 125H180ZM187 122H189V121H187ZM207 122H208V121H207ZM242 122H243V123H245V122L247 123V120H246V121L244 120V121H242ZM73 123H74V122L72 121L71 124L74 125ZM135 123H133L131 126H133ZM138 123H139V122H138ZM138 123H137V124H138ZM141 123H142V122H141ZM141 123L138 124V125H141ZM145 123H146V122H145ZM157 123H158V122H157ZM137 124H136V126H137ZM143 124H144V123H143ZM146 124H148V123H146ZM146 124H144V125L147 126ZM227 124L229 125V127H228ZM231 124L233 125L234 123H231ZM237 124H238V123H237ZM237 124H236V125H237ZM68 125H70V124H68ZM144 125L141 127V129H142L143 127H145ZM226 125H227V126H226ZM236 125L234 124L233 126L235 127ZM245 125H248V123L245 124ZM134 126H135V125H134ZM156 126H157V125H156ZM161 126H162V127H161ZM165 126H166V127H165ZM188 126H189V124H188ZM190 126H191V125H190ZM190 126H189V127H190ZM219 126H216V127L219 128ZM179 127H180V128H179ZM189 127H187V128H189ZM204 127H205V126H204ZM204 127H203L202 129L205 130ZM216 127L211 128V129H216ZM226 127H228V128H226ZM136 128H137V127H136ZM136 128L134 127V129H136ZM145 128H146V127H145ZM147 128H149V126H148ZM166 128H167V130H166ZM218 128H217V129H218ZM220 128H219V129H220ZM225 128H226V129H225ZM251 128H252V127H251ZM7 129L15 134L14 136H12L13 139H17V140H19V139H23V138H24V137H23L24 134L21 133V132H17V131H16V128H15L14 126L10 125V128H7ZM72 129H73V128H72ZM138 129H140V127H139ZM169 129H171L172 133L174 132V134H172V133L170 132ZM183 129H184V131H185L186 133H185V132H180V131H182ZM188 130H189V131H188ZM204 130H202V131L199 130V131H201V133H203V134H204V132H205V133H206V136H205V135L203 136V134H202V135L200 134L201 136L199 135L200 137H199V136H197V137H199V138H202V137H203V138H204V137H207V136L210 135V136H209L210 139L214 137V138H213L214 142H215V140H221L220 142L216 141V142H218V143H221L222 141L224 142V140H225L224 138H225V137H223V139H220V138L222 137V136H220V134H221V132H222L223 130H222L221 132H220L219 130H215L216 132L218 131L217 133H215V131H214L215 135H214V133L211 134V132H213V131L210 130V128H209V130H210L211 132H210L209 130H208V131H206V130L204 131ZM249 130H250V129H249ZM72 131L75 132L74 129L71 130V132H72ZM195 131H193V133H194ZM233 131H234V130H233ZM252 131L254 132V130H251L250 133H252ZM255 131H256V130H255ZM71 132H70V133H71ZM189 132H190V133H189ZM207 132H208V133H207ZM209 132H210V134H209ZM225 132H226V131H225ZM160 133H161V135H160ZM182 133H183V135H185L186 137L183 136ZM219 133H220V134H219ZM232 133H233V132H231L230 135H233ZM234 133H236V132H234ZM254 133H255V132H254ZM256 133H257V132H256ZM76 134H77V133H76ZM175 134H176V135H175ZM177 134H178V139L176 138ZM179 134H180V135H179ZM207 134H208V135H207ZM217 134H218V136H220V137L217 136V139H215V138H216L215 136H216ZM223 134H224V133H222V135H223ZM236 134H237V133H236ZM236 134H235V135H236ZM212 135H213V137H212ZM71 136H72V133H71ZM85 136H86V135H85ZM174 136H175V137H174ZM224 136H225V135H224ZM163 137H166V138L163 139ZM179 137H181V138H179ZM183 137H185L186 139H185V138L183 139ZM100 138L102 139L103 137H100ZM153 138H152V136H151V139H153ZM168 138H169L170 140H169ZM218 138H219V139H218ZM73 139L75 140V136H74ZM176 139H177V140H176ZM204 139H205V138H204ZM207 139H208V137L206 138V142L210 145V143L212 142V141H211L212 139L210 140L211 142H208ZM173 140H174L175 142L177 141L176 146H175V144L173 145ZM190 140H191V139H190ZM226 140H227V137H226ZM226 140H225V141H226ZM83 141H84V140H82L81 143H79V142H78V143H79V144H82V146H83V145H84V144H83ZM161 141H160V142H161ZM163 141H162V142H163ZM180 141L182 142V145L185 144V145H183V146H184V147H183L184 151H183L182 149H180V148H182L181 145H180V147H179V143H181ZM184 141H185V142H184ZM187 141H188V142H187ZM193 141L198 143V139H197V141H195V140H193ZM160 142H159V144H160ZM175 142H174V143H175ZM191 142H192V141H191ZM216 142H215V143L212 142V143L215 145L214 147L218 148V147H217V144H218V143H216ZM71 143H73V142L71 141ZM144 143H145V142H144ZM164 143H162V144L164 145ZM186 143H188V145H187ZM74 144H75V143H74ZM74 144H72L73 147H74ZM142 144H143V143H142ZM177 144H178V145H177ZM189 144H190V145H189ZM208 144H206V147H204L205 150H206V148H208V146H209ZM58 145H59V146H58ZM58 145H57V144H52V145H50V147L55 148V149L58 148L57 150H59V149L61 148L59 151L62 152L63 150H62V147H61V146L63 145V142H61V143L58 144ZM77 145H78V144H77ZM77 145H76V147H77ZM144 145H145V144H144ZM163 145H162V146H163ZM169 145H170V146H169ZM172 145H173L174 147H176V148L174 149ZM191 145H192V147H190ZM162 146H160V147H162ZM168 146H169V147H168ZM185 146H186V147H185ZM63 147H64V146H63ZM214 147H213V148H214ZM15 148L19 149V147L17 146V144L14 142V140H13V141H10L9 143H2V142H0V151H1V150H3V151L14 150ZM77 148H79V145H78ZM170 148H172V149H174V150L171 149V151H170ZM189 148H190V149H189ZM204 148H203V149H204ZM216 148H214V149H216ZM63 149H64V148H63ZM197 149H196V151H199V150H200V149H199V150H197ZM201 150H202V149H201ZM201 150H200V151H201ZM167 151H168V150H167ZM167 151H166L165 153H169V152H167ZM200 151H199V152H200ZM211 151H212V149H211ZM213 151H214V150H213ZM175 152H176V151H175ZM182 152H181V153H182ZM202 152H203V150H202ZM214 152H215V151H214ZM205 153H206V151H205ZM205 153L203 152V155H204ZM210 153H211V152H210ZM210 153H209V154H210ZM212 153H213V152H212ZM212 153H211L209 156H208L207 154L204 155L205 157L208 156V157H206V159H208V160H207L206 162H204V164H205V166L207 165L208 168H207V167H206V168H207L208 171H210V173H212V172H213V171L219 166V165H218L219 162H218V164H217V165H218L217 167H216V165H214V164L217 163L216 160L218 159L217 161H220L219 158H218V156H217L216 158H214V157L212 156ZM195 154H196V153H195ZM195 154L192 153V155H194L195 158L197 159L198 157H197V155H195ZM197 154H199V153L197 152ZM200 154L202 155V153H200ZM200 154H199V158H198V159H200V156H201ZM215 154H216V153H215ZM160 155H161V154H160ZM160 155H159V156H160ZM163 155H164V152H163V154H162V157L160 156V160H159V158H158L159 156L157 157V158H158L157 161H159V163L162 162V161H164L163 158L166 159L167 157H169V156L166 155V154H165L164 156H163ZM173 155H174V156H173ZM203 155H202V156H203ZM213 155H214V154H213ZM165 156H166V157H165ZM183 156H184V157H183ZM215 156H216V155H215ZM91 157H92V156H91ZM91 157H90L89 159H91ZM155 157H156V156H155ZM155 157H154V158H155ZM170 157H169V159H170ZM192 157H193V156H192ZM205 157H201V158L204 159V160H201V159H200L201 162H202V164H203V161L206 160ZM33 158H34V157H33ZM39 158H42V157H39ZM55 158H57L56 162H57V163H60V162H59V161H60L59 158H61L60 155H57V157H54V158H53V161H55ZM157 158H156V159H157ZM184 158L186 159V161H185V162H184V161L182 162V160H184ZM195 158H194V160H195ZM212 158H214V159H213V162H211V161H212V160H211ZM77 159H78V158H75V160H72V162H71V161L68 162V163L66 164V167H64V166H60L62 170L60 169L61 172H60V170H59V175L61 176V177H60V176L58 175L59 179L61 178L60 180H63V177H64V175L66 174L67 177H66V176H65V177L67 178V180H68V177H70V178H69V181H70V182H69V181H66V180H65L66 178H64V180H63V182H62V184H64V183L66 184V185L64 186V185H62V184L60 183L61 181H60L59 179H56V181H57V180L60 181V182H59V181H57V182H58V184H61L60 188H63V190L66 192V194H67V193H68L69 195L71 194L70 196L67 195L68 197H70V198L72 197V198H74V199L76 200V201L72 202L71 205H72V207L74 206V209H75V210H78V208L80 209V212L78 211L79 213H78L77 211H75V210H74V212H75V213L77 212V213H76L77 215H81V218H79L80 216H78V218H79L80 220L76 221L74 218H75L77 215L66 216V218L63 217V218H65V220L67 219V220H66V223H68V224H71L72 221H73L72 224H74V222L76 221V222H75V233H76V234L73 235L74 237H73V239L71 240V243H70V242H69V243H68V242H64V244H63V245L61 246V248H60L59 253L56 251V243H55L54 240H49V239H48V240L46 241V245H47V247H48L49 249H51V250L54 251V254H53L52 258L55 260L56 263H53V264H70V263H71V264H93V260H91V259H93V257L96 255V254H95L96 251H93V250H94V246L92 247L93 249H92V248L90 249V247H88V248L85 250L84 248H81V243H80L81 240H87V239H88V238H87L88 236H92V237H94V238H95V237H97V238L100 237L99 239H102V240H99L100 243H97V244H98L97 246H99V247H97V246L95 247L96 249L98 248V249H97L98 252L102 251L101 253H103L104 251H106V247L104 248V246L106 245L105 242H107V243L109 242L108 244L112 245V244L110 243V241L107 240L108 238L106 239V235H105V233L107 234L106 230L108 231V223H106V222H107V220H109V217H108V216H110L112 213L110 212V215H109L108 213H106V214H108V215H103V213L101 214V213H98V212H97L98 214L96 213L97 216H96V215H95V216H96L98 219H97L94 215H92V213H93V211H94V210H93L94 207L92 208V205H93V204H90V205H89V203H87L88 201L86 200V199L89 197V195H90V194H89L90 191L92 192V188L89 187V186H91V184L88 183V182L91 181V180H90V179H91V176H87V175H91V174H90V172H89V174L87 173L85 176L80 175V174H81L80 172L82 171L83 163H84L85 161L82 160V163H81L82 165H81L80 162H79V161H81V160L78 159V161H77ZM89 159H87V161H86V162H88V164H85L86 162L84 163L85 166H87V165H88V166L91 165L92 162L90 163V162H89V161H90ZM173 159H174V158H173ZM173 159L171 158V160H173ZM191 159H192V161H193V158H191ZM198 159H197L196 161H198ZM215 159H216V160H215ZM58 160H59V161H58ZM161 160H162V161H161ZM174 160H175V159H174ZM174 160H173V162H174ZM200 160H199V161H200ZM214 160H215V161H214ZM91 161H92V160H91ZM165 161H166V162H165ZM165 161H164V163L166 164L167 161H169V160H165ZM179 161L177 160V162H179ZM77 162H78V163H77ZM175 162H176V161H175ZM188 162H187V163H188ZM194 162H195V161H194ZM201 162H199V164H200ZM207 162H208V163H207ZM214 162H216V163H214ZM57 163H56V164H57ZM70 163H71V164H70ZM89 163H90V164H89ZM146 163H148V162H146ZM155 163H156V161H155ZM162 163H163V162H162ZM164 163H163V164H164ZM187 163H186V164H187ZM190 163H191V161H190ZM190 163L188 164V165H190L189 168L191 167V165L194 164L193 162H192L193 164H190ZM196 163H197V162H195V164H196ZM211 163H212V165H214L215 167L212 166ZM68 164H69V165H68ZM202 164H200V165H202ZM76 165H79L81 168H80L79 166L77 167ZM220 165L222 166V163H221V162H220ZM156 166H157V167H162L161 163H160V166H159V164H157ZM163 166H164V165H163ZM184 166H185V165H184ZM210 166H211L212 168L214 167V170H211V167H210ZM221 166H220V167H221ZM58 167H59V166H58ZM73 167H74V168H73ZM157 167H156V168H157ZM185 167L188 168V166H185ZM66 168H67V170H66ZM72 168H73V170H72ZM75 168H77V169H75ZM209 168H210V170H209ZM3 169H4V168H0V173L3 171ZM68 169H69L70 173L73 171L72 174L69 173ZM74 169H75V170H74ZM147 169H148V167L146 168V170H147ZM218 169H219V168H217V170H218ZM64 170H65L66 172H65ZM77 170H78V171H77ZM79 170H80V171H79ZM146 170H145V171H146ZM223 170H224V169H222V171H223ZM74 171H75L76 173H74ZM145 171H144V172H145ZM67 172H68V173H67ZM180 172H181V171H180ZM216 172H217V171H216ZM219 172H221V169L218 170V173H219ZM60 173L63 174V175H61ZM73 173H74V174H73ZM146 173H147V171H146ZM181 173H182V172H181ZM181 173H180V175H182ZM222 173H223V172H222ZM224 173H225V172H224ZM224 173H223V174H224ZM67 174H68V175H67ZM69 174H70V175H69ZM77 174H78V176H77ZM82 174H83V173H82ZM144 174H145V173H143V175H144ZM79 175H80V176H79ZM175 175H176V174H175ZM184 175H185V174H184ZM74 176H76V177H74ZM81 176L84 178V180H83V178H80ZM145 176H146V175H144V177H145ZM36 177H37V176H36ZM86 177H90V178H89V181H88V180L85 181ZM176 178H177L176 181L173 180V179H172L173 181L171 180V181H172L171 183H173V182L175 181V182L173 183V185L175 186V190L178 188V186H179L178 184H180V187H182V186H181V183L184 184V187L186 186V187H185L186 189H187V186H188V185H191L190 183H189L188 185H187V184L185 185L186 182L183 181L182 178L180 179V178H178L177 176H176ZM72 179H73V180H72ZM174 179H175V177H174ZM33 180H34V179H33ZM33 180L31 181L32 184H35L34 182H37V180H38V183H39V178H38V177L36 178V181H35V180L33 181ZM144 180H145V179H144ZM144 180H143V181H144ZM181 180H182V182L180 183L179 181H181ZM56 181H54V182H56ZM49 182H50L51 185L53 186L52 181H49V180H48V181H47V184H49ZM146 182H149V181H145V182H144L145 184H144V183H143V184L146 185V187H147V183H146ZM164 182H166V180H165ZM164 182H163L162 184H163V185H164V184L167 185V184L164 183ZM176 182H177V184H175ZM178 182H179V183H178ZM184 182H185V183H184ZM55 184H56V183H55ZM69 184H70V185H69ZM88 184H90V185L87 186ZM148 184H149V183H148ZM149 185H150V184H149ZM163 185H161V187H162ZM165 185H164V186H165ZM173 185L171 184L170 186L173 187ZM176 185H177V187H176ZM15 186H17V184H16L13 180H9V179H6V178H5V179L3 180V182H2V184L0 185V190L3 189V188H10V187H15ZM150 186H152V185H150ZM57 187L59 188V185H58ZM67 187H68V188H67ZM65 188H66V189H65ZM79 188H80V189H79ZM86 188H88V190H86ZM90 188H91V190H90ZM143 188H145V187L143 186ZM148 188H149V186H148ZM150 188H152V187H150ZM67 189H68V190H67ZM69 189H70V190H69ZM172 189H173V188H172ZM186 189H184V193H185V190H186ZM46 190H47V191H46ZM46 190H45V188H44L43 190H38V191H40L39 194L42 193V195H43L44 193H45V194H48V193L50 194V193H51L47 188H46ZM50 190L52 191V189H50ZM72 190H73L74 192H73ZM142 190H143V189H142ZM144 190H145V189H144ZM178 190H180V189H178ZM178 190H177V191H178ZM22 191H24V190H22ZM38 191H37V192H38ZM41 191H42V192H41ZM45 191H46L47 193H46ZM48 191H49V192H48ZM61 191H62V189H61ZM77 191L82 192V193H80L81 195L78 196V193H79V192H77ZM72 192H73V194H72ZM83 192H84V193H83ZM85 192H86V193H85ZM146 192H147V190H146ZM76 193H77V195H76ZM83 194H84L85 196H84ZM182 194H183V193H182ZM72 195H74V197H73ZM75 195L78 196V197H77L78 199H76V196H75ZM87 195H88V197H87ZM79 197H80V201H79ZM82 197H87V198L85 199V202H82V201H81ZM48 198H49V197H48ZM173 198H174V197H173ZM179 198H180V197H179ZM49 199H50V198H49ZM93 199H94V198H93ZM51 200H53L52 202H57V204H59V202H58L59 200H57V198H56V200H55V199H51ZM51 200H50V201H51ZM82 200H83V199H82ZM91 200H92V199H91ZM91 200H90V201H91ZM86 201H87V202H86ZM129 202H130V201H129ZM129 202H128V203H127V201L125 202V207H126L125 210H127V207L130 206V208H129V211H130V210H131V206H132V204L129 203ZM159 202H160V201H159ZM180 202H181V200L178 201V204H179ZM25 203H26V200H25ZM79 203L81 204V206H79V205H80ZM86 203H87V204H86ZM91 203H92V201H91ZM126 203H127L129 206H127ZM157 203H158V202H157ZM163 203H164V202H161L160 205H161V204L164 205ZM165 203H166V202H165ZM168 203H169V201H168ZM130 204H131V205H130ZM77 205H78V206H77ZM160 205L158 206V208L160 207ZM162 205H161V206H162ZM169 205H170V204H168V205L166 204L165 208L168 207ZM172 205L174 206L175 204H171V206H172ZM173 206H172V207H173ZM187 206H188V204H187ZM10 207H11V205H7V206H5V207H0V211H5V210H7V208H10ZM156 207H157V206H156ZM174 207H176V206H174ZM168 208H169V207H168ZM133 209L135 210V208H133ZM184 209H185V207L182 208V210H184ZM92 210H93V211H92ZM134 210H132V217L135 216V215H133ZM127 211H128V210H127ZM188 211H189V210H187V212H188ZM123 212H124V211H123ZM187 212H186V211L184 212V213H185V215H184L185 218H186V216H187V215H186ZM94 213H95V211H94ZM94 213H93V214H94ZM135 213H137V211H136ZM139 213H140V212H139ZM99 214H100V215H99ZM104 214H105V213H104ZM163 214H164V213H163ZM90 215H91L92 217H91ZM98 215H99L100 217H98ZM113 215H114V214H112V217H115V216H113ZM144 215H145V214H143V216H144ZM147 215H148V214L146 213V215H145L146 220H145L141 215L138 216V214H137V218H141V217H142L145 221H147V219H148V221H149L150 218H147ZM93 216H94V217H93ZM102 216H103V217H102ZM104 216H106V219H107V217H108V219H107L106 221L104 220V219H105ZM188 216H190V215H188ZM188 216H187V217H188ZM49 217H51V216H49ZM49 217L46 216V218H48V220H47V221L45 220L46 223H44V227H49V226H50L49 228H52L51 226L54 225V221H55L57 218L55 217V215H53V216L51 217L52 219L50 218V219L52 220V221H51V220L49 219ZM90 217H91V218H94V221H95V220L98 221V222H99V220H102V221L99 222L100 224L97 223V226H95V224H94V225H92L93 227H90L91 225H90L89 223L93 221V219L91 220ZM112 217H111V218H112ZM148 217H150V216H148ZM53 218H54V220H53ZM76 218H77V217H76ZM95 218H96V219H95ZM101 218H102V219H101ZM103 218H104V219H103ZM137 218L135 217V219H137ZM60 219H62V218H60ZM60 219L58 218V220H60ZM114 219H115V218H114ZM116 219H117V217H116ZM116 219H115V220H116ZM143 219H142V221H143ZM49 220H50V221H49ZM62 220H63V219H62ZM62 220H61V221H62ZM65 220H64V222H65ZM89 220H90V221H89ZM61 221H60V222H61ZM103 221H104L105 223H102V225L107 224V225H104V228H105V229H101V228H103V227H102V226H99V225H101V222H103ZM110 221H112V220H110ZM116 221H118V219H117ZM148 221H147L146 223H149V224H150V221H149V222H148ZM50 222H51V225H50ZM52 222H53V225H52ZM138 222H139V219H138ZM172 222H173V221H172ZM172 222H171V224L174 226V223H172ZM66 223H65V229H66L67 227H68V228H69V227H71V228L73 227V228H74V226H70V225L67 226L68 224L66 225ZM113 223H115V222L113 221ZM169 223H170V222H169ZM0 224H1V221H0ZM72 224H71V225H72ZM91 224H93V223H91ZM109 224H110V222H109ZM140 224H142L141 221H140ZM149 224H148V225H149ZM146 225H147V224H146ZM146 225H145V223H143V228H144V226L146 227ZM148 225H147V228H148V229H145V228H144L147 232H145L144 229H142L143 231H141V232H142V233H144V232H145V233H150L149 231H151L152 236L149 234L151 237H154V236H153L154 234H155V236H157V235H156L157 233H155V232L153 233L154 228L151 226V227L153 228V230H152V229H149V228H151V227H148ZM150 225H151V224H150ZM150 225H149V226H150ZM172 225H170V227H172V228H170V230H171V229L174 230V229L176 228V226H175V228H173ZM94 226H95V227H94ZM53 227H54V226H53ZM97 227H98V228L101 227V228L98 230ZM106 227H107V229H106ZM141 227H142V225H141ZM68 228H67V230H66L67 232H70V231L73 229V228H72V229L70 230V229H68ZM92 228H94V229H92ZM95 228H96L97 230H96ZM177 228L179 229L180 227L177 226ZM177 228H176V230H177L176 233H175V230H174L173 233H172V230H171V231H169L170 233H168V234H169V235H172V234L174 235V234H177V233L180 234V229H179V231H178ZM38 229H39V228H33V229H30V231L28 230V232H30V235H36V234H38V232H40V233L43 232V234H44L43 229H42V230L39 229V231H38ZM68 230H70V231H68ZM95 230H96V232H95ZM104 230H105V231H104ZM148 230H149V231H148ZM98 231H100L99 233H101V232H102V233L105 232V233H103L102 236H98V235H97V234H98ZM154 231H155V230H154ZM24 232H25V231H23V229L20 228L19 230H14L13 233H12V236L19 237V236H21ZM72 232H74V229L72 230ZM94 232H95V233H94ZM156 232H158V231L156 230ZM132 233H134V232H126V235L128 234L127 237L130 236V238H131ZM145 233H144V234H145ZM171 233H172V234H171ZM94 234H95V236H94ZM168 234H167V235H168ZM99 235H100V234H99ZM104 235H105V236H104ZM126 235H125V236H126ZM79 236H80V237H79ZM103 236H104V237H103ZM125 236H124V237H125ZM143 236H145L144 238H146V236H148V235H143ZM176 236H177V235H176ZM176 236L174 235V238H173V239L175 240V242H178V239H176ZM178 236H180L179 241L181 242L183 239L181 238V235H178ZM178 236H177V237H178ZM101 237H102V238H101ZM141 237H142V236H141ZM169 237H170V236H168L167 239H168ZM104 238H105L107 241H106ZM128 238H129V237H128ZM148 238H149V237H148ZM148 238H147V239H144V240H143L144 242L142 241L145 245H146V243H148V241L145 242V240H148ZM151 239H152L151 241H150V239H149V242H150V243H152V242H156V243H157V241H153V240H158V241H159V239H158V238L156 239V237L151 238ZM173 239H168V241L171 240V242H173V241H174ZM103 240H104V241H103ZM166 241H167V240H166ZM160 242H161V241H160ZM160 242H158L157 244L159 245ZM175 242H173V246H172V248L175 246V244H176ZM180 242H178L179 244L177 243L176 246H178V245H180V244L185 245L184 240H183L181 243H180ZM143 243H141V244L139 245V247L136 246V245H133V248H134L133 251H134V252H132V253H134V255L136 254V252L139 251V248H141V247H140L141 245H142V248L147 247V248H145L146 251H147V249H148V247H149L150 245L154 246L153 243H152V244H150V243L147 244L148 246H145ZM161 243H162V242H161ZM76 244H78V245H76ZM79 245H80V246H79ZM92 245H93V244H92ZM160 245H163V244H160ZM160 245L158 246L157 250H160V253H161L162 250H161V248H160ZM171 245H172V244H171ZM182 245H180L178 248L176 247L177 251H178V249H179V251L181 250V253L178 251L179 254H178L176 251L174 252V255H176V258H177L176 260H178V258H180V263H182V260H181L182 258H181V257H182L183 254H184L185 257H183V259H184V260L186 259V261L188 262V264H190V263H189V257L193 258V256H192L191 253H190L191 256H188L189 254H186V253H185V252L187 251V249L185 248L186 246H182ZM143 246H145V247H143ZM155 246H156V245H155ZM163 246H164V245H163ZM163 246H161V247H163ZM100 247H101V248H100ZM102 247H103V249H102ZM107 247L109 248V247H111V246L107 245ZM150 247H151V246H150ZM150 247H149V248H150ZM181 247H182V248H181ZM183 247H184L185 249H184ZM153 248H156V247H153ZM159 248H160V249H159ZM75 249H76V250H75ZM77 249H78V250H77ZM96 249H95V250H96ZM101 249H102V250H101ZM145 249H144V250H145ZM163 249H164V247H163ZM166 249H167V247H166L164 250H166ZM173 249H174V248H173ZM176 249H175V250H176ZM72 250H74V251H73V252H74V254H73L74 257H73V255H72V258L75 259V260H72V258H71V259L69 260L70 263H68V262H67V259H64V258H66L67 255H64V254L69 253V252L72 251ZM99 250H100V251H99ZM141 250H142V249H141ZM148 250H149V249H148ZM151 250H152V248L150 249V251H147V252L145 251L146 253L143 251V253H145V255H149V256H150V255H153V256H154V254L157 255V254L159 253V252H157V250H155L156 253H155V252H152L153 254H152V253L150 254ZM164 250H163V251H164ZM153 251H154V250H153ZM166 251H167V250H166ZM166 251H164V252H165V253H168V251H170V250H168L167 252H166ZM182 251H185V252L182 254ZM75 252H77V253H75ZM139 252H140V251H139ZM188 252H189V251H188ZM32 253H33V252H32ZM93 253H94L95 255H93ZM141 253H142V251H141ZM141 253H140V254H141ZM148 253H149V254H148ZM176 253H177V254H176ZM98 254H100V253H97V255H96L95 257H97ZM180 254H181V256H180ZM185 254L188 256V258H187V256H186ZM137 255H138V254H137ZM143 255H144V254H143ZM177 255H178L179 257H178ZM21 256H22V253L19 252V248H18L17 246H14V247L12 248V254H11L10 258L18 259V258H20ZM63 256H64V257H63ZM138 256H141V255H138ZM138 256H137V257H138ZM149 256H147V257H148V260H150L149 262L152 263V258H153V256H152V257L150 256L151 258H150ZM95 257H94V258H95ZM155 258H156V257H154V259H155ZM146 260H147V259H146ZM74 261H75V262H74ZM76 261H77V262H76ZM95 261H96V260H95ZM153 261H154V260H153ZM186 261H183V263L185 264ZM191 261H193L192 263H194V260H193V259H191ZM191 261H190V262H191ZM147 262H148V261H147ZM149 262H148V263H149ZM44 263H45V264H49V258L46 257ZM94 263H95V262H94ZM148 263H147V264H148ZM151 263H149V264H151ZM154 263H155V264H159V263H157V260H155ZM177 263H178V262H177ZM192 263H191V264H192ZM14 264H19V263H16V262H15ZM100 264H106V263H100ZM194 264H195V263H194Z\"/></svg>",
	"mask_w": 264,
	"mask_h": 264
}]
</instances>
